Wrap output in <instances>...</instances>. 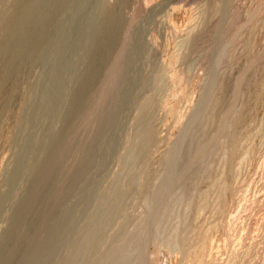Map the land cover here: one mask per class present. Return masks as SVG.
I'll return each mask as SVG.
<instances>
[{"label":"bare ground","instance_id":"bare-ground-1","mask_svg":"<svg viewBox=\"0 0 264 264\" xmlns=\"http://www.w3.org/2000/svg\"><path fill=\"white\" fill-rule=\"evenodd\" d=\"M74 1H77V3H78V9L76 8V10L73 8V10H75V12L74 13H76L75 15L77 16V14H80L79 13V10H80V8H81V10H83L82 8H83V4L85 3L84 1L85 0H74ZM74 1H72V0H0V117L2 118V117H4L5 115H7V114H9V113H11V110H13V109H11V104L14 102V100L15 99H18L17 100V102L19 101V103L20 104H22V102H24V104H25V99H22L21 100V96L19 95V92H20V87L22 86V84H24L25 86L27 85L26 84V82L28 81V78H29V76L31 77V75H30V73L32 72V70H33V67H35V65H37L38 63H42V62H44V64L46 63V61L48 60V59H50V61H51V56H52V53H56V51H53L51 54H49V46H50V42L52 43V39L51 38H55V40L56 39H59V38H57L59 35H62V33H63V38H62V41H63V43L64 44H61V43H59V44H61V45H64V49H63V46H62V48L61 49H63V51H61V52H63L62 53V55H60L59 54V56H57L58 58L61 56V61H60V59L58 60L56 57H54L55 58V60L57 59L58 61V65H60L61 64V62H62V65H61V67L58 69V70H60V72L59 71H55V73H56V75H55V73H53V77H51V78H53V81L51 80V78L48 76L49 75V73L51 74V72L50 71H48V69H49V66H48V68H47V70L44 68V67H47V66H44L43 68L46 70V71H48L49 73H48V77L50 78L49 79V81H51V83L53 82V83H58V85L60 84L58 81H61L62 79H65V78H67V76H69L70 74H69V72H70V70H72V69H69V71L67 70L68 69V67H72L73 69H74V72H72V74H73V76L72 77H68V81H70L71 79H72V82H73V86H74V88H73V86L72 87H67L68 89H70L71 88V91L69 92V93H67L69 90L66 88V91L67 92H65V93H67L66 94V96L67 95H70V103L67 101V99H68V97H67V99H66V96H65V101H67L68 103H69V106L67 107L65 104L67 103H65V102H63V103H65L64 105H63V108L64 107H67V109H66V111H65V113H62L61 111V113L63 114H61L60 112L58 113V112H56L57 114L56 115H54V118L52 117V119L51 120H57V115H62V118H61V120L58 118V120L60 121V124H59V126H57L56 127V129H55V127L53 128V127H51L52 125H50V128L52 129H55V131L54 130H52L51 132H52V134L50 135V138H48L49 140L47 141V143H45L44 145H43V147L41 146L42 144H40V146L42 147L40 150H41V154H40V156H38V159L36 160V157H34L37 153H39V151L38 152H36V153H30L29 152V150H28V152L30 153V154H32V156H33V158H35V159H33L36 163H34V161H33V163L35 164H33L34 166H33V168L31 169V170H29V168L31 167V166H28V165H32L31 163H29L28 165H25V159H23V157H19L20 159L17 161V159H18V155L19 156H22V155H20V153H17L18 155L17 156H15V157H17V158H15L14 159V162L15 161H17L16 162V165L14 164V167H13V169H12V171L11 170H9V171H11L10 172V174L8 175L7 173H9V172H7L6 174H7V176H9L8 177V179H6V185H5V189H3L2 191L0 190V222H1V220H4V216H8V215H5L4 213H6V207L9 205L10 206V202H11V200L12 199H14L15 200V196H16V193L18 192V190H17V188L19 189V185H18V181L19 180H21V178L23 177V175H24V173H25V167H29V168H27V174H28V170L30 171V174H28V176H26V174H25V176L26 177H29L28 179H29V183H28V186L26 187V186H23V187H26V189H25V191L23 192V191H21L22 189H21V187H20V191H21V193L23 192V194L22 195H19L18 193H17V195H19V196H21L19 199H18V201L15 203V204H13V205H15L13 208H14V210L12 211V213H11V215L9 216L10 218L8 219V221H6L7 223L5 224V225H7V226H5L6 228L5 229H3L2 230V234H1V237H0V264H88V263H95V261H96V257L98 256L99 257V255H104L105 257H113L114 255H116L117 253H118V258H119V260L118 259H116V256H114L113 258H115L116 260H117V264H152V262H151V260H150V258H149V256H148V254L149 253H147L146 251H145V249L146 248H144V244L143 245H141L140 243H138V244H140L141 246H143L142 248H144V250L141 248V246L140 245H138L137 244V239L135 240L134 239V241L136 242V243H134L133 244V239H130L129 240V242H128V244L126 245V243L124 244V248H123V245H118L120 242H114L115 240H116V238L115 237H121V236H119L120 234H123V233H125L124 231H126L125 229L127 228V225H126V222H127V220L126 221H123V223L122 224H120L121 226L119 227V228H117V225H118V222L120 223V220L119 221H117L116 220V222H117V225L115 224V229L117 228V230L113 233V234H111L110 232V236H111V238L110 237H108L107 236V238H110V240H109V242H108V239L105 237L106 235H105V233H106V230H107V228L109 227V226H112L111 224H112V222L113 221H115L114 219H118V217H116L117 215L119 216L120 214V212H121V197H122V195H124L125 193H127L132 187H133V185L135 184L136 185V183H139L140 181L139 180H137L136 178H134V176H136V175H134L133 176V178H132V181H130L131 183H130V185L127 187V185H126V189H119V190H117V192L115 193L116 194V196H114L113 198L111 197V199H109L107 196L108 195H105V197H107L108 199H103V200H101V202L102 203H104V205H102V206H104V207H100V208H102V210L100 209H98L99 210V212L100 213H98V212H96V213H98V215H96V219L94 220H91L92 222L88 225V223H87V221H86V217H87V213H86V215H85V213H84V210H83V213H84V215L83 214H81L82 213V211H79L78 209H79V207H77V205L79 206V204L78 203H80V202H78L77 201V199H76V201L78 202H76L77 203V205H76V203H75V200L73 199L74 197H75V195L76 194H74V193H77L78 191H76V190H79L80 189V191H82L81 189H84V188H81L82 187V184L81 183H84V182H86L87 180L89 181V177H88V172H89V170L92 168V167H94L93 166V164L95 163V159L98 161V159L97 158H95L96 157V154H97V150H101V149H99V146H98V142H100V141H102V140H100V137L102 136V138H104L103 137V135L105 136V134H103V132H104V130H106V128L107 127H109V125H111L110 124V122L113 120L112 118H113V115H117V113L116 114H114V108L116 107H114L113 108V110L114 111H110V113H108V111H107V108L108 107H106L105 109H106V111H107V113L108 114H106V112L104 111L105 109L103 108V106H109V105H104V104H100V105H103V106H101L102 107V109H100V110H102V112H105V116H104V113H102L103 115L101 116L102 118L98 121V117L97 116H95V119H96V117L98 118L97 120H96V122L98 121L99 122V125H98V128L97 129H95V132L93 133L92 132V134H90V136L88 135H82L81 134V136H87L88 137V139L84 142L83 140V142L84 143H81V140L80 139H83V138H80L79 136V129H81L80 127H82L83 125L82 124H84L83 122H85V120L88 118V117H90V110H91V108H92V105H93V103L95 102V103H97L96 101H97V99L98 100H100L101 101V98H99V97H101L103 94H105V93H109L110 92V95H112L111 94V91H112V88H114V87H116V86H118V82L120 81V80H118V82L114 79V77H112V74H114V69H115V65H116V68H117V64L120 62L121 64H122V66H121V64L119 63L118 65H120L122 68L121 69H123V70H121L120 71V73H122L123 74V72L125 73V75L127 76L128 75V72H127V70L129 69L130 70V68L131 67H133L134 65H133V63L135 64L136 62H137V65H138V61L136 60V62H134V60H133V57H135V55L132 57V55H130L131 54V52L132 51H130L129 53V55H128V53H126V56H125V54H124V56L125 57H122L121 55H123V53H122V50H124V47L125 46H127V45H129L130 44V47L129 48H131V46H135V48H136V55H139V54H137V50L139 51L138 53H140V55H142L141 57H140V59L143 61V56H144V58H146L148 61L146 62V61H144L145 63H148L149 62V58L150 57H153V56H151V54L154 52L153 51V46H152V44L150 43V39L149 40H147V38H146V36L144 37L143 35L145 34H142V31L144 32L145 30H142V31H139V32H141V34L140 35H137L138 34V32H136V35H134L135 34V32H133V31H136V30H134L135 28H133V31H132V26L135 24V23H132V20H131V17L130 16H128L127 15V12H126V8L128 7V5H129V1L128 0H114V2H112V3H110V2H108V0H92L91 1V3L92 4H94L92 7H91V9H93L92 10V12H91V10H90V14L88 13V16L86 15V17L88 18H90V25L88 26V29H87V31H85V33L83 34L82 33V35L81 34H79V37L78 38H75V37H73V36H71V31H70V28L67 30V32H68V34H67V32H66V30L64 31V28H66V27H68L69 25L66 23V25H68V26H66V27H64L63 28V30H62V28H60L61 30H60V32H58L59 34H58V36L57 37H55V35L53 36V37H51V34H50V30H52V29H50L52 26H54L55 24L56 25H58L57 23L59 22V17H60V15L64 12V10L66 9V7L68 6V4L71 2H74ZM86 1H88V0H86ZM90 1V0H89ZM224 1V0H223ZM222 1V2H223ZM186 2V1H185ZM70 3V4H71ZM75 3V2H74ZM73 3V4H74ZM167 3V2H166ZM86 4V3H85ZM133 4V3H132ZM229 4V3H228ZM75 5H76V3H75ZM168 5V4H167ZM172 5H174V4H172ZM171 5V6H172ZM217 5V4H216ZM223 5V4H222ZM74 5H72V6H68L69 8H71V7H73ZM219 6H220V4H219ZM219 6H217L218 8H220ZM224 6V5H223ZM225 6H226V4H225ZM224 6V7H225ZM75 7V6H74ZM166 7V6H165ZM221 8V10H223V11H220V12H224V9L225 8ZM170 8V7H169ZM143 9V8H142ZM166 9H167V7H166ZM228 9V8H227ZM68 10V9H67ZM72 10V9H71ZM71 10H70V12H71ZM78 10V13L76 12ZM88 10V9H87ZM137 10V9H136ZM140 10V9H139ZM170 10H171V8H170ZM69 11V10H68ZM67 11V12H68ZM168 11V10H167ZM88 12V11H87ZM129 12V11H128ZM131 12V11H130ZM173 12V11H172ZM175 12V11H174ZM217 12H219L218 10H217ZM219 12V13H220ZM65 13H66V11H65ZM63 14L62 15V17L63 16H67V14ZM218 13V14H219ZM70 14H68V16H69ZM74 15V14H73ZM75 15H74V17L72 16V18H76L75 17ZM85 15V14H84ZM129 15H130V13H129ZM71 16V15H70ZM222 16H223V13H222ZM78 17V16H77ZM204 17V16H203ZM85 18V17H84ZM86 18V19H87ZM88 18V19H89ZM135 18V17H134ZM61 19H63V18H60V20ZM83 19V18H82ZM205 19V18H204ZM203 19V20H204ZM69 20V19H68ZM73 20V19H72ZM71 20V21H72ZM76 20V19H75ZM74 20V21H75ZM79 20V19H78ZM78 20H76V22L78 21ZM85 20V19H84ZM152 20V19H151ZM155 20V19H154ZM86 21V20H85ZM89 21V20H88ZM159 21V20H158ZM168 21V20H167ZM207 21V20H206ZM61 22V21H60ZM63 22V25H64V23H65V21H62ZM66 22H68V21H66ZM134 22V21H133ZM138 22V21H137ZM161 22V21H160ZM203 22V21H202ZM69 23H70V21H69ZM73 23V22H72ZM75 23V22H74ZM78 23H84V22H82V20L79 22L78 21ZM86 23L87 22H85V25H86ZM156 23V22H155ZM55 25V26H56ZM61 25V24H60ZM72 25V24H71ZM73 25H75V24H73ZM79 24H77V26H78ZM83 25L84 24H82V26H81V24H80V26L83 28ZM137 25V24H136ZM144 25V24H143ZM192 25V24H191ZM204 25V24H203ZM65 26V25H64ZM139 26V25H138ZM170 26V25H169ZM200 26V25H199ZM199 26H198V28H199ZM57 27V26H56ZM62 27V26H61ZM135 27H137V26H135ZM164 27V26H163ZM171 27H173V26H171ZM195 27V26H194ZM55 28V27H54ZM53 28V29H54ZM73 28H74V31H75V29L77 30V28H76V26L74 27L73 26ZM72 27H71V30L73 29ZM139 29H140V27H138ZM142 28V27H141ZM193 28V27H192ZM219 28H221V27H219ZM58 28H56L55 30H57ZM167 29H169V28H167ZM59 30V29H58ZM57 30V31H58ZM81 30V29H80ZM77 30L78 31V33H81V31H83L84 32V30H85V28L83 29V30ZM175 30V29H174ZM192 30H194V28L192 29ZM204 30V29H203ZM64 31V32H63ZM80 31V32H79ZM138 31V30H137ZM188 31V30H187ZM186 31V32H187ZM190 31H191V29H190ZM218 31H219V29H218ZM221 31H222V29H221ZM73 32V31H72ZM194 32H196V31H194ZM193 32V33H194ZM56 33V32H55ZM54 32H53V34H55ZM77 33V32H76ZM75 33V34H76ZM77 33V34H78ZM148 33V32H147ZM189 33V32H188ZM200 33V32H199ZM207 33V32H206ZM219 33V32H218ZM217 33V34H218ZM190 34V33H189ZM201 34V33H200ZM73 35H74V33H73ZM81 35V36H80ZM168 35V34H167ZM188 35V34H187ZM216 35V34H215ZM219 35V34H218ZM191 35H189V37H190ZM207 36V35H206ZM214 36V35H213ZM73 37V40H71V38ZM77 37V36H76ZM148 37V36H147ZM171 37V36H170ZM185 37V36H184ZM183 37V38H184ZM189 37H187V38H189ZM186 38V37H185ZM80 39H82V42L84 41L85 42V48L83 47V45H79V46H82L84 49H86L85 50V52L83 51V52H80V49H83V48H80L77 44L78 43H80L79 42V40ZM196 39V38H195ZM216 39H218V36L216 37ZM54 40V41H55ZM60 40V39H59ZM186 40V39H185ZM189 40V39H188ZM187 40V41H188ZM53 41V43H55L54 45H56V43H57V41L58 40H56L55 42ZM62 41H60V42H62ZM81 41V40H80ZM186 41V42H187ZM196 41V40H195ZM218 41H220V39H218ZM81 42V43H82ZM83 42V43H84ZM202 42H204L203 40H202ZM207 42V41H206ZM180 43V42H179ZM183 43V42H182ZM189 43H190V41H189ZM188 43V44H189ZM185 44V43H184ZM53 45V44H52ZM53 45V46H54ZM58 45V44H57ZM57 45L56 46H54L55 48H57ZM76 45L80 48H78V47H76ZM58 46H60V45H58ZM189 46V45H188ZM192 46V45H191ZM217 46V45H216ZM219 46V45H218ZM51 47V46H50ZM53 47V48H54ZM159 47V46H158ZM158 47H157V49H158ZM201 47V46H200ZM52 48V47H51ZM55 48L53 49V50H55ZM125 48H127V47H125ZM128 48V49H129ZM134 48V49H135ZM160 48V47H159ZM176 48V47H175ZM181 48H182V46H181ZM186 49H187V47H185ZM61 49H59L58 48V50H61ZM79 49V50H78ZM83 49V50H84ZM131 49H133V47L131 48ZM194 49V48H193ZM218 50L217 51H215V50H213L214 52L212 53L213 54V64L211 63V66H209V67H212L211 68V72H210V75H209V77L207 78V80H206V82L204 83V85H203V88H202V90H201V96H199L200 97V99H199V102H198V104H197V106L195 107V106H193V107H195L194 109H193V111L191 112V114H189V112H187L186 113V111H185V113L186 114H183L182 115V117H181V121H180V127H179V130H178V137L176 138V140H175V142L173 143L172 141V143H169V144H171L170 145V147L168 146V148H167V152H166V154H165V156H163V158H162V163H161V169L160 170H158L157 172H155L154 173V175H152L151 177H150V175L148 174V173H145V171H144V173L145 174H148V176L150 177L149 179L147 178L146 179V181H147V183L146 182H144V183H146L145 185H144V187H142L141 186V184H138V185H140V187H142V189H144V199L145 200H148V202H149V204L151 205V209L149 210V208H146V210L148 209L149 210V212H150V214L152 215L151 217H152V220L150 221L151 222V225L153 224V225H155V228L152 230V231H154V232H152V233H154L153 235H154V237L156 236H159L160 237V235L161 234H163V232L165 231V222H163V221H166V219H164V218H167V217H165V216H167L166 215V211L169 209L170 210V208H168V202H170L169 201V198H173L174 199V195H175V189H177V188H182V191H183V194L185 193V195L183 196V197H186V195L188 196V197H190L191 196V194H192V196H194L196 193H198L199 191H201L202 189L200 188L201 187V185H202V183H206V179L208 178V176L207 175H209V174H207V172H208V169L210 168L209 166H210V164H209V166H208V161H209V158H210V156L214 153V152H216L215 151V148H216V144H217V139H218V134L221 132V130L223 129V131H224V128H225V125H223L224 123L222 122L223 120V115H222V113H223V111H222V113L220 114V112H219V109H218V107H219V104H220V102L223 104L224 102H222L223 101V99L222 100H220L221 99V97L218 99L216 96V98H217V100H219V101H216L212 106L213 107H210L211 108V110L212 111H210V114H211V112H212V116H211V118L213 117V121H214V117L216 116V115H219L220 116V118L218 119V122L217 123H220L219 125H215V126H213V125H211V126H213V127H215L214 129H209L210 131H207V130H202V129H199L198 128V126L196 127V125L195 124H197V123H199L200 121H202L201 119L204 117V112L205 111H207V109H208V107H209V105H210V103H208L207 104V100L209 99V97H211L210 96V94H212V91H214L215 90V86H216V82H217V80H216V75H215V71H213L214 70V68H215V64L218 62V60L220 59V57H222V54H223V51L224 50H222L221 51V49H220V47H218L217 48ZM51 50V49H50ZM156 50V49H155ZM187 50H189V49H187ZM125 51L126 50H124V53H125ZM158 51V50H157ZM175 51H177L176 49H175ZM60 52V53H61ZM190 52V51H189ZM188 52V53H189ZM205 52V51H204ZM253 52V51H252ZM251 52V53H252ZM58 53V52H57ZM132 53H134V52H132ZM192 53V52H191ZM185 54V53H184ZM258 54V53H257ZM51 55V56H50ZM55 55V54H54ZM157 55H159V54H157L156 53V56ZM173 55V54H172ZM179 54L178 53H176V56H178ZM188 55V54H187ZM186 55V56H187ZM204 55V54H203ZM211 55V54H210ZM50 56V57H49ZM156 56H154L155 58H156ZM171 56V55H170ZM186 56H184L183 58H185ZM138 57V56H137ZM158 57V56H157ZM172 57H175V56H172ZM181 57V56H180ZM199 57V56H198ZM202 57V56H201ZM54 58H53V60H54ZM188 58V57H187ZM135 59H136V57H135ZM138 59V58H137ZM153 59V58H152ZM156 59H158V58H156ZM160 59V58H159ZM171 59V58H170ZM180 59V58H179ZM189 60V59H188ZM197 60V59H196ZM224 60V59H223ZM49 61V62H50ZM119 61V62H118ZM156 61H158V60H156ZM159 61H161V60H159ZM186 61V60H185ZM192 61H195V59L194 60H192ZM48 62V63H49ZM54 62V61H53ZM56 62V61H55ZM56 62V63H57ZM118 62V63H117ZM141 62V61H140ZM140 62H139V64H140ZM154 62V61H153ZM152 62V63H153ZM175 62H176V60H175ZM183 62V61H182ZM56 63H54L55 65V67H58V65H56ZM60 63V64H59ZM142 63V62H141ZM162 63V62H161ZM170 63V62H169ZM173 63H174V60H173ZM180 63V62H179ZM47 64V63H46ZM45 64V65H46ZM50 64H52V66H53V63H52V61H51V63ZM50 64H48V65H50ZM143 64V68L146 66V64H145V66H144V63H142ZM156 64H160L159 62L158 63H156ZM178 64V63H177ZM181 64V63H180ZM183 64V63H182ZM218 64V63H217ZM216 64V65H217ZM148 65H150V64H148ZM153 65H155L154 63H153ZM161 65V68H160V66L158 67V70H156L155 69V72H151V70H150V72L148 73V72H146V70L145 69H143V68H140V71H139V69H138V75L135 73V70H137V69H135L134 70V73H135V79L136 80H131V81H134L135 83H134V86L136 85V86H138L137 87V90H134V91H136V93H135V95H133V96H130V95H132L133 94V92L131 93V94H129L128 93V91L129 90H132L131 88L128 90V91H126V90H124L125 88H123V87H121L122 85H121V83H120V87L121 88H119V87H117V88H119V89H121L122 90V88H123V90L124 91H120V90H118L120 93H118V95L119 94H121L122 96V98H123V96L124 97H127V96H129V97H131V100L134 102V105L136 104L137 105V112H135V113H137L136 114V116H135V121H134V123L136 122L137 123V126H139L138 128H140V129H143V131L141 132V134H142V136L140 137L142 140H141V142L140 143H138V145H137V143L136 144H134V146L133 145H131V146H133L134 148H132V147H130L129 146V148H128V150L130 151V154H129V152H128V154H129V157H130V160L134 163V166L135 165H140V164H142L143 165V163L144 162H146V160L148 159V157H150V154H151V152L152 151H154L153 150V148H152V146H155L158 142H160V141H164L163 139H164V137H162L158 132H157V130H155L154 128V126H152V124H151V120H152V117L153 116H155L154 115V113H155V110H169V109H171V108H167V106L165 105L167 102H165L168 98L166 97V92L164 93V91H165V89H167L168 87H170L171 85H172V81H170V78H168V77H166L167 76V74L165 75V73H166V71L167 70H165V67L166 66H164V68L162 67L163 66V63L162 64H160ZM183 65H185V64H183ZM51 66V65H50ZM53 66V67H54ZM140 66V65H139ZM142 66V65H141ZM140 66V67H141ZM158 66V65H157ZM168 66V65H167ZM187 66V65H186ZM190 66H191V64H190ZM54 67V68H55ZM136 67V66H135ZM150 67V66H149ZM185 67V66H184ZM205 67V66H204ZM203 67V68H204ZM242 67V66H241ZM137 68H139L138 66H137ZM154 68H156V67H154ZM153 68V69H154ZM160 68V69H159ZM167 68H169V67H167ZM188 68H189V66H188ZM193 68V67H192ZM55 69H57V68H55ZM55 69H53V70H55ZM132 69V71H130V72H133V69L134 68H131ZM147 69V68H146ZM44 70V71H45ZM50 70H52V68H50ZM64 70L66 71L67 70V72H68V75L66 76V77H64L63 78V76H65V75H63L64 73H66V72H64ZM117 71H118V68L116 69ZM119 70H120V68H119ZM164 70H165V73H164ZM182 70V69H181ZM187 70V69H186ZM209 70V69H208ZM229 70V69H228ZM263 70V69H262ZM43 71V72H44ZM169 71V70H168ZM168 71H167V73H168ZM57 72L59 73V74H57ZM64 72V73H63ZM126 72H127V74H126ZM195 72H197V70L195 71ZM209 72V71H208ZM36 73V72H35ZM63 73V74H62ZM191 73V72H190ZM44 74V73H43ZM62 74V75H61ZM118 74H119V72H118ZM121 74V75H122ZM206 74V73H205ZM260 74V73H259ZM258 74V75H259ZM45 75H46V73H45ZM44 75V76H45ZM124 75V76H125ZM132 74H129V77L131 76ZM134 75V74H133ZM136 75L138 76V77H136ZM256 75V74H255ZM45 77V80H48L47 78L48 77ZM51 76V75H50ZM114 76H116V74H114ZM117 76H119V75H117ZM116 76V77H117ZM124 76H119L120 77V79H122ZM180 74H179V79H180ZM41 77V76H40ZM61 77H62V79H61ZM109 77H112L114 80H112V81H114V82H112L111 81V83H109V84H112V87L111 86H107V80L108 79H110ZM122 77V78H121ZM129 77L127 76V78L129 79ZM132 77V76H131ZM207 77V76H206ZM42 78L43 77H41V82H42ZM111 78V79H112ZM134 78V77H133ZM30 79V78H29ZM110 79V80H111ZM124 79V78H123ZM127 79V80H128ZM131 79V78H130ZM242 79V78H241ZM45 80H43L44 82H45ZM109 80V81H110ZM177 80V79H176ZM205 80V79H204ZM37 81H39V78H38V80ZM68 81H66V82H68ZM125 81V80H124ZM235 81V80H234ZM30 83H31V81H29ZM44 82H42V83H44ZM62 82H63V80H62ZM61 82V83H62ZM65 82V81H64ZM121 82H122V80H121ZM126 82H128V81H126ZM130 82V81H129ZM128 82V83H129ZM48 83V84H47ZM51 83H49L48 81H46V83L45 84H47V85H50ZM123 83V82H122ZM127 83V84H128ZM175 83H177V81L176 82H174V84ZM71 84V83H70ZM129 84H131V83H129ZM128 84V85H129ZM202 84V83H201ZM29 85V84H28ZM37 85V84H36ZM44 85V84H43ZM53 85V84H52ZM58 85H56V86H58ZM62 85V84H61ZM64 85H68V84H63V86ZM72 85V84H71ZM127 85V86H128ZM196 85V84H195ZM30 87H32L31 85H29ZM29 86H26V88L27 87H29ZM34 86H35V83H34ZM39 86V88H40V85H38ZM55 86V87H56ZM63 86H61V87H63ZM125 86V85H124ZM126 86V87H127ZM132 86V85H131ZM133 86V87H134ZM135 86V87H136ZM151 87V90H152V95L151 96H148V95H150V94H147V96L145 97L144 96V93H145V89H147L148 87ZM175 86H176V84H175ZM174 86V87H175ZM227 86V85H226ZM36 87V86H35ZM51 88L53 87V86H50ZM60 86H58L57 87V91H58V88H59ZM129 87V86H128ZM127 87V88H128ZM172 87V86H171ZM174 87H173V89H174ZM34 88V87H33ZM36 88H38V87H36ZM43 88H46V85H45V87H42V89ZM47 88H49V86L47 87ZM46 88V89H47ZM51 88H49V90H48V93H50L49 91L51 90ZM64 88V87H63ZM63 88H61V90L63 89ZM126 88V89H127ZM218 88V87H217ZM232 88V87H231ZM245 88H247V87H245ZM29 89V88H28ZM42 89L40 88V89H38L39 90V92H40V90L42 91ZM72 89H73V91H72ZM116 89V88H115ZM115 89H113V91L115 90ZM149 89V88H148ZM214 89V90H213ZM222 89V88H221ZM228 89V88H227ZM37 89H35L34 90V92H35V94L37 95V91H36ZM54 90V88H52V90L51 91H53ZM56 90V89H55ZM60 90V88H59V93L57 92V91H55V95H56V98L58 97V95L56 94V92L58 93V94H62L61 96H63L64 97V89L62 90L63 91V93L62 92H60L61 91ZM117 90V89H116ZM150 90V91H151ZM170 90H171V88H170ZM169 90V91H170ZM193 90H194V88H193ZM225 90V89H224ZM22 91V90H21ZM29 91V90H28ZM31 91V90H30ZM29 91V92H30ZM44 91V90H43ZM117 91V92H118ZM147 91V90H146ZM216 91V90H215ZM230 91V90H229ZM25 92H27V89H26V91H24L23 92V94L21 93V95H23V97H24V93ZM29 92H27V93H29ZM34 92L32 93V94H34ZM45 92V91H44ZM43 92V93H44ZM117 92H116V95H117ZM149 92V91H148ZM168 92V91H167ZM171 92H173V90L172 91H170V94H171ZM193 92V91H192ZM42 93V92H41ZM41 93H38V95H37V97L40 95L41 96ZM46 93H47V91H46ZM112 93H114V92H112ZM150 93V92H149ZM257 93V92H256ZM32 94H30L31 96H33ZM35 94H34V96H35ZM51 95L53 94V93H50ZM168 94V93H167ZM173 94V93H172ZM193 93H191V95H192ZM226 94V93H225ZM19 95V96H18ZM26 95V94H25ZM29 94H27V96H28ZM43 95H45V93L43 94ZM41 96V97H43L42 99H44V97L45 96ZM54 95V94H53ZM59 95V96H60ZM169 95V94H168ZM219 95V94H218ZM231 95V94H230ZM255 95H257V94H255ZM33 96V98H35ZM46 96L48 97L49 96V98H50V95H48V94H46ZM60 96V97H61ZM108 96H109V94H108ZM112 96H115V95H112ZM111 96V98H113L114 100H115V98L114 97H112ZM41 97H40V99H41ZM46 97V98H47ZM63 97L61 98V99H63ZM105 97H106V95H105ZM118 97V96H117ZM116 97V98H117ZM120 97V96H119ZM119 97H118V99H119ZM120 97V98H121ZM128 97V98H129ZM121 98V99H122ZM167 98V99H166ZM189 98V97H188ZM227 98V97H226ZM28 99H30L29 97H28ZM28 99L26 100V101H28ZM53 99H55V98H53ZM60 99V98H59ZM109 99V98H108ZM125 99V98H124ZM193 99V98H192ZM233 99H234V97H233ZM232 99V100H233ZM257 99V98H256ZM32 100H34V99H30L29 101L31 102ZM45 100V99H44ZM47 100H48V98H47ZM47 100H45V101H47ZM50 100H52V96H51V98H50ZM63 100V101H64ZM107 100V99H106ZM105 100V101H106ZM113 100V101H114ZM120 100V99H119ZM119 100H117V101H119ZM127 100V99H126ZM130 100V99H129ZM211 100H213V99H211ZM211 100H210V102H211ZM38 101H39V99H38ZM43 101V100H42ZM44 101V102H45ZM57 101V103H58V100H56ZM55 101V102H56ZM100 101L98 102V103H100ZM111 101V100H110ZM116 101V102H117ZM121 101H123V99L121 100ZM169 101H170V99H169ZM238 101V100H237ZM41 102V101H40ZM43 102V103H44ZM47 102H49V101H47ZM52 102H54V100L52 101ZM51 102V103H52ZM60 102H62V101H60ZM59 102V103H60ZM129 102V101H128ZM179 102V101H178ZM177 102V103H178ZM18 103V104H19ZM34 103H35V101H34ZM42 103V104H43ZM67 103V104H68ZM94 103V104H95ZM103 103H105V102H103ZM108 103V102H107ZM113 104L115 103V102H112ZM122 103V102H121ZM121 103L120 104H118V103H115L117 106L118 105H121ZM123 103L124 104H126V105H128L129 103H125L124 101H123ZM123 103H122V107H123ZM132 103V102H131ZM213 103V102H212ZM26 104H27V102H26ZM30 104V103H29ZM31 104H32V102H31ZM46 104V103H45ZM45 104H44V106H45ZM50 106H52L53 107V103H52V105L50 104V103H48ZM55 104V106H57L58 107V104H56V103H54ZM106 104V103H105ZM108 104H110V103H108ZM114 104V105H115ZM133 104V103H132ZM132 104H129L128 106H130V107H132ZM227 104V103H226ZM235 104V103H234ZM249 104V103H248ZM17 105V104H16ZM34 105V104H33ZM32 105V106H33ZM35 105H37V103L35 104ZM40 105H41V103L39 104V107H37V108H40ZM49 105H47L48 107H49ZM60 105V107L62 108V104H59ZM96 105V104H95ZM113 105V106H114ZM125 105V106H126ZM133 105V106H134ZM22 106V105H21ZM20 106V107H21ZM24 106H26V105H24ZM29 107H30V105H28ZM27 106V107H28ZM31 106V107H32ZM42 106V105H41ZM46 106V107H47ZM112 106V105H111ZM110 106V107H111ZM112 106V107H113ZM127 106V107H128ZM179 106V105H178ZM178 106H177V108L176 109H178ZM224 106V105H223ZM236 106V105H235ZM255 106V105H254ZM26 107V108H27ZM35 107V106H34ZM34 107L32 108V110H34ZM47 107V108H48ZM93 107H95V106H93ZM97 107V106H96ZM100 107V106H99ZM111 107V108H112ZM129 107V108H130ZM170 107V106H169ZM25 108V107H24ZM41 108H43V107H41ZM40 108V109H41ZM54 108V107H53ZM53 108H51V109H53ZM56 108V107H55ZM63 108H62V110H63ZM128 108V109H129ZM133 108V107H132ZM135 108V107H134ZM133 108V109H134ZM223 108V107H222ZM18 109H19V107H18ZM29 109H31V108H28V110ZM58 109V108H57ZM56 109V110H57ZM60 109V108H59ZM65 109V108H64ZM93 109V108H92ZM104 109V110H103ZM242 109V108H241ZM23 111V106L21 107V109H20V111ZM28 110H26L25 109V111H28ZM32 110H31V112H32ZM37 110V109H36ZM36 110L34 111L35 112V114H37L38 113V118L40 117V115L39 114H41L40 112H42V110H44V108L40 111L39 109H38V111H37V113H36ZM49 110H50V107H49ZM56 110H54L53 109V111H56ZM95 110H98L97 108L95 109ZM108 110H109V108H108ZM116 110H118L117 108H116ZM121 110L123 111V109L121 108ZM121 110H119V111H121ZM125 110V109H124ZM131 110V109H130ZM130 110H129V112H130ZM172 110V109H171ZM187 110H189V109H187ZM222 110V109H221ZM225 110V109H224ZM16 112L14 113V111H12L13 112V117H14V119H13V122L14 123H11V125H13L14 127L12 128V130H10V128H9V131H8V134L6 133L5 134V137L7 138V140H8V143L10 144L12 141H13V139H14V137H15V132L17 131V130H19V125L17 126V123H19L20 124V121H21V117H23L22 115H21V117H19V114H20V112L18 113V111L17 110H15ZM40 111V112H39ZM45 111H47L48 112V110L46 109ZM44 111V115L43 116H46L47 117V115H46V113L47 112H45ZM51 111L52 110H50V113H51ZM93 111V110H92ZM126 111H127V108H126ZM126 111H125V113H123L124 114V116H128L127 114H129V113H127L126 114ZM260 111V110H259ZM93 112H95V111H93ZM92 112V113H93ZM97 112L98 111H96V115H98V114H100L99 112H98V114H97ZM158 111H156V113H157ZM164 112V111H163ZM171 112V111H170ZM174 112V111H173ZM225 112V111H224ZM27 113V112H26ZM25 113V114H26ZM132 114H131V117H132V115H133V113L134 112H131ZM155 113V114H156ZM166 113H169V112H166ZM176 110H175V115H176ZM230 113V112H229ZM250 113V112H249ZM21 114H22V112H21ZM30 115L32 114V113H29ZM29 114H26V115H29ZM95 114V113H94ZM120 114V113H119ZM161 114H162V112H161ZM209 114V115H210ZM224 114V113H223ZM11 115H12V113H11ZM29 115V116H30ZM59 115V116H60ZM121 115H122V113H121ZM130 115V114H129ZM225 115V114H224ZM10 116V115H9ZM33 116H34V113H33ZM33 116H32V118H33ZM36 116V115H35ZM49 116V115H48ZM57 116V117H56ZM94 116L92 115V117H93V119H94ZM99 116V117H100ZM163 116V115H162ZM164 116H165V114H164ZM163 116V117H164ZM169 116H170V114H169ZM208 116V115H207ZM233 116V115H232ZM6 117V116H5ZM18 117H19V119H20V121L18 122L17 120H18ZM56 117V118H55ZM117 117V116H116ZM130 117V118H131ZM162 117V119H164ZM175 117V116H174ZM227 117V116H226ZM244 117H245V115H244ZM1 118H0V130H2V128H1V126H3L2 125V120H1ZM28 118V117H27ZM45 118V117H44ZM121 118V117H120ZM125 118V117H124ZM155 118V117H154ZM208 118V117H207ZM210 118V117H209ZM216 118V117H215ZM241 118V117H240ZM3 119V118H2ZM23 119H25L24 117H23ZM22 119V120H23ZM35 119H37V117L36 118H34V120ZM40 119H43L42 118V116L40 117ZM40 119H38L39 121H40ZM47 119V118H46ZM49 119V118H48ZM47 119V120H48ZM116 119V118H115ZM126 119V118H125ZM125 119H124V121H125ZM157 119H158V117H157ZM156 119V120H157ZM11 120V119H10ZM31 120V121H30ZM30 120L28 119V121H30L29 123H31V122H33L32 120L33 119H31V117H30ZM50 120V121H51ZM88 120V119H87ZM86 120V121H87ZM117 120H119V118L117 119ZM121 120H123V119H121ZM128 120V119H127ZM155 120V119H154ZM172 120V119H171ZM175 120V119H174ZM209 120V119H208ZM219 120H220V122H219ZM236 120H237V117H236ZM241 120V119H240ZM24 121V120H23ZM27 121V120H26ZM39 121H38V126H39V124H41V123H39ZM42 121V120H41ZM46 121V120H45ZM50 121L48 120V122L50 123ZM53 121V122H54ZM89 121H91V120H89ZM95 121V120H94ZM114 121H116V120H114ZM114 121H113V123H114ZM162 121V120H161ZM165 121V120H164ZM173 121V120H172ZM203 121H204V119H203ZM207 121V120H206ZM211 121H212V119H211ZM6 122V121H5ZM35 123H37V120L36 121H34ZM47 122V123H48ZM88 122V121H87ZM125 122H127V124H128V121H125ZM131 122V121H130ZM158 122V121H157ZM224 122H226V121H224ZM228 122V121H227ZM231 122V121H230ZM236 122V121H235ZM22 123V122H21ZM34 123V124H35ZM90 123V122H89ZM91 123H92V125H94L93 124V121H91ZM120 123H121V121H120ZM119 123V124H120ZM131 123H133V122H131ZM174 123V122H173ZM201 123V122H200ZM204 123V122H203ZM209 123V122H208ZM211 123H213V122H211ZM210 123V124H211ZM234 123V122H233ZM249 123V122H248ZM262 123V122H261ZM10 124V123H9ZM24 124V123H23ZM27 124H28V122H27ZM56 123H54V125H55ZM87 124V123H86ZM98 124V123H97ZM124 124V123H123ZM159 124V123H158ZM202 124V123H201ZM207 124V123H206ZM252 124V123H251ZM22 125V124H21ZM29 125V124H28ZM32 125V124H31ZM36 125V126H37ZM42 125V124H41ZM45 125V124H44ZM57 125V124H56ZM55 125V126H56ZM82 125V126H81ZM114 125V124H113ZM126 125V124H125ZM134 125V124H133ZM155 125H156V123H155ZM167 125V124H166ZM198 125V124H197ZM230 125V124H229ZM228 125V126H229ZM246 125V124H245ZM24 126H26L25 124H24ZM34 126V125H33ZM35 126V127H36ZM88 126H89V124H88ZM95 126H96V124H95ZM115 126H116V124H115ZM130 126V125H129ZM157 126V125H156ZM167 126H169V125H167ZM172 126H173V124H172ZM208 126V125H207ZM206 125H205V127L204 128H206L207 127ZM231 126V125H230ZM242 126V125H241ZM11 127V126H10ZM16 127L18 128V129H16ZM27 127H29V126H27ZM26 127V129H28ZM40 127V126H39ZM38 127V128H39ZM42 128H43V125L41 126ZM46 127V126H45ZM44 127V128H45ZM48 127H49V124H48ZM47 127V128H48ZM90 127V126H89ZM89 127H84V128H89ZM122 127V124H120V128ZM124 127V126H123ZM127 127V126H126ZM134 127H135V125H134ZM159 127V126H158ZM162 127H163V125H162ZM213 127H211V128H213ZM8 128V127H7ZM31 128H32V126H31ZM30 128V129H31ZM37 128V127H36ZM36 128H34V129H36ZM49 128V129H50ZM95 128V127H94ZM118 128H119V126H118ZM119 128V129H120ZM133 128V127H132ZM157 128V127H156ZM173 128V127H172ZM251 128V127H250ZM20 129H21V126H20ZM23 129H25V127L23 128ZM23 129H22V133H23ZM25 129V130H26ZM108 129V128H107ZM113 129V128H112ZM114 129H116V128H114ZM113 129V130H114ZM125 129V128H124ZM134 129V128H133ZM137 129V128H136ZM170 129V128H169ZM226 129H228V127L226 128ZM259 129V128H258ZM29 130V129H28ZM39 130L40 131H38V132H41V134L43 135V133H42V130H41V128H39ZM47 130V129H46ZM44 131V132H46L47 133V131ZM83 130V129H82ZM91 130H93V129H91ZM90 130V131H91ZM109 131H111V132H113L112 130H110V129H108ZM121 130H122V128H121ZM127 130H128V128H127ZM126 130V131H127ZM171 130V129H170ZM200 130H202V131H200ZM31 131V130H30ZM29 131V132H30ZM32 131H33V129H32ZM81 131V130H80ZM84 131H85V129H84ZM88 131V130H87ZM89 131V132H90ZM115 131V130H114ZM117 131H118V129L116 130V135L117 134H119V133H117ZM125 131V130H124ZM123 131V132H124ZM141 131V130H140ZM161 130H159V132H160ZM229 131V130H228ZM243 131V130H242ZM27 132V131H26ZM26 132H24L23 134H27ZM29 132H28V134H29ZM34 132V133H33ZM33 132H31V135H33V134H35L36 135V133H35V131H33ZM37 132V131H36ZM82 132V131H81ZM80 132V133H81ZM86 132V131H85ZM108 132V131H107ZM110 132V133H111ZM121 132V131H120ZM137 132V131H136ZM168 132V131H167ZM264 132V131H263ZM2 133V132H1ZM18 133V132H17ZM20 133V132H19ZM19 133H18V135H19ZM46 133H44V134H46ZM109 133V134H110ZM122 133V132H121ZM126 133V132H125ZM227 133V132H226ZM241 133H243V132H241ZM50 134V133H49ZM49 134H48V136H49ZM86 134H88V132L86 133ZM101 134H103V135H101ZM107 134V133H106ZM112 134H114V133H112ZM123 134V133H122ZM138 134H140V132L138 133ZM167 134V133H166ZM166 134H165V136H166ZM168 134H169V132H168ZM222 134V133H221ZM234 134H236V133H234ZM253 134V133H252ZM3 135V134H2ZM30 135V134H29ZM40 135V134H39ZM38 135V137H40ZM115 135V134H114ZM114 135H112L111 137H113ZM120 135V134H119ZM130 135V134H129ZM128 135V136H129ZM220 135V134H219ZM227 136H229L228 134H226ZM21 136V135H20ZM25 136V135H24ZM23 136V137H24ZM34 136V135H33ZM46 136V135H45ZM44 136V137H45ZM123 136V135H122ZM131 136V135H130ZM169 136V135H168ZM240 136V135H239ZM18 137V136H17ZM26 137L28 138V136L26 135ZM36 137V136H35ZM34 137V138H35ZM47 137V136H46ZM109 137V136H108ZM118 137V136H117ZM120 137H121V135H120ZM133 137V136H132ZM250 137V136H249ZM255 137V136H254ZM261 137V136H260ZM19 138V137H18ZM22 138V137H21ZM32 137L30 136V139H31ZM33 138V139H34ZM41 138V137H40ZM85 138V137H84ZM106 138V137H105ZM116 140H119V139H117L116 137H114ZM119 138V137H118ZM137 138V137H136ZM166 138L168 139V137L166 136ZM165 138V139H166ZM26 139V138H25ZM33 139H31V140H33ZM35 139H37V138H35ZM86 139V138H85ZM107 139V138H106ZM108 139H110V138H108ZM122 139H123V137H122ZM119 140V141H123V140ZM128 139H129V137H128ZM131 140H132V138H130ZM139 139V138H138ZM225 139V138H224ZM254 139H256V138H254ZM14 140H16V139H14ZM22 140V139H21ZM20 140V141H21ZM31 140H30V142H31ZM44 140H46V139H44L43 138V141ZM100 140V141H99ZM115 140V141H116ZM135 140V139H134ZM137 140V139H136ZM169 140V139H168ZM241 140V139H240ZM262 140V139H261ZM16 141H19V140H16ZM23 141V144H24V139L22 140ZM27 141V140H26ZM38 143H37V145L39 144V142L41 141V143L43 142L42 141V138L41 139H39V140H36ZM112 142L114 141V140H111ZM125 141V140H124ZM124 141H123V143H124ZM133 141V140H132ZM131 141V142H132ZM140 141V140H139ZM263 141V140H262ZM4 142V141H3ZM15 142V141H14ZM13 142V143H14ZM33 142V141H32ZM46 142V141H45ZM104 142V141H103ZM108 141H106V143H107ZM109 142H110V140H109ZM117 142V141H116ZM121 142H117V143H119V147H121L120 146V143ZM166 142V141H165ZM229 142H230V144H228V145H230V146H228V147H226V149L227 148H229L228 150H226V151H228L227 153H228V156H227V162H228V164H227V167H226V170L224 171V172H222L223 174V178L221 177V180H218V178H217V180H218V188H217V186H216V188L218 189L217 191H218V203H219V205L218 204H216V206L218 205V207L219 208H217L218 210H219V212H220V214L219 215H221L220 216V219L222 218V220H221V222H219V220H218V223H221V224H219V226L221 225V226H223V228H225V230H226V233L227 232H229V230H232L231 228V226L233 225V223L231 222V220H232V218H228V217H230V213H232V212H234V213H238V209L240 208V207H242L243 206V203H242V201H243V199H245L246 197H245V195H243V194H241L240 196H238L239 194H237V196L239 197H237V198H235L234 196V194H236L235 193V190H237L236 192H239V189H237V187H235V183H234V177H233V175L234 174H237V172H236V164L237 163H239L238 161H236L237 163H235V160H236V155H238L237 153L238 152H240V151H238V149H240V147L238 148V145H239V143H238V141L235 139V136H231L230 135V137H229ZM253 142V141H252ZM1 143V142H0ZM21 143V142H20ZM26 143V142H25ZM36 143V142H35ZM123 143H121L122 145H123ZM129 143V142H128ZM221 143V142H220ZM244 143V142H243ZM260 143V142H259ZM17 144H18V142H17ZM27 144V143H26ZM32 144H34V143H32ZM81 144H82V146H81ZM110 144H112V143H110ZM114 144H115V142H114ZM132 144V143H131ZM162 145L163 143H159V145ZM12 145V144H11ZM99 145H105V143H101V144H99ZM108 145V144H107ZM115 145H117V144H115ZM125 145H127V144H125ZM137 145V146H136ZM219 145V144H218ZM222 145V144H221ZM224 145V144H223ZM241 145H243V144H241ZM21 146H23V145H21L20 144V149L19 150H21V149H24V150H26L25 148H24V146H23V148L21 147ZM27 146V145H26ZM32 146H35V145H31V147ZM39 146V145H38ZM37 146V147H38ZM79 146H81L82 148V153H79V154H81V156L79 157V160L77 161V163H73V162H71L70 160V155H71V153H72V151H74V149L75 148H77V147H79ZM163 146V145H162ZM227 146V145H226ZM250 146H252V145H250ZM249 146V147H250ZM18 147H19V145H18ZM29 147H30V145H29ZM36 147V146H35ZM35 147L33 148L34 150H35ZM103 147H106V145L105 146H103ZM109 147H112V148H109ZM109 149H111V151L113 150V148L115 147L113 144H112V146H110L109 145ZM117 147V146H116ZM160 147V146H159ZM158 147V145H157V147L156 148H159ZM40 148V147H39ZM100 148H102L101 146H100ZM107 147L105 148V149H108ZM118 148V147H117ZM125 148V147H124ZM131 148H132V150H131ZM165 148V147H164ZM222 148V147H221ZM220 148V149H221ZM246 148V147H245ZM262 148V147H261ZM27 149H31V148H27ZM103 149L104 148H102V151H103ZM246 149H249V148H246ZM38 150V149H37ZM79 150V152H80V149H78ZM118 150V149H117ZM128 150H126V151H128ZM219 150V149H218ZM27 151V150H26ZM26 151H24V152H26ZM31 151H32V149H31ZM36 151V150H35ZM34 151V152H35ZM76 152H77V150H75ZM105 151V150H104ZM103 151V152H104ZM114 151V150H113ZM121 151V150H120ZM125 151V152H126ZM251 151V150H250ZM18 152V151H17ZM23 152V153H24ZM33 152V151H32ZM115 152H116V149H115ZM164 152V151H163ZM247 151H245V153H246ZM21 153H22V151H21ZM106 153H107V151H106ZM105 152H104V155L106 154ZM109 153H112L113 154V152H109ZM121 153V152H120ZM161 153V152H160ZM226 153V154H227ZM24 154H26V153H24ZM29 154V155H30ZM76 154H78V153H75V155ZM78 154V155H79ZM99 154V153H98ZM103 154V153H102ZM101 154V155H102ZM112 154H111V157L110 158H112ZM116 154V153H115ZM162 154V153H161ZM219 154V153H218ZM221 154V153H220ZM225 154V153H224ZM240 155H241V153H239ZM28 155V154H27ZM75 155H73L71 158H73V160L74 159H76V158H78V155H76L77 157H75L74 158V156ZM152 155V154H151ZM154 155V154H153ZM152 155V156H153ZM239 155V156H240ZM243 155V154H242ZM253 155V154H252ZM259 155V154H258ZM24 156V155H23ZM32 156H29L30 157V159H31V157ZM37 156V155H36ZM97 156H99V155H97ZM107 156H109V155H107ZM162 156V155H161ZM218 156V155H217ZM223 156V155H222ZM226 156V155H225ZM250 156H251V154H250ZM264 156V155H263ZM123 157H124V154H123ZM128 157V156H127ZM126 157V158H127ZM128 157V158H129ZM156 157V156H155ZM216 157V156H215ZM215 157H213V159L215 158ZM247 157H248V154H247ZM246 157V158H247ZM252 157V156H251ZM260 157V156H259ZM28 157H26V159H27ZM105 159H106V157H104ZM154 158V157H153ZM218 158V157H217ZM222 158V157H221ZM262 158V157H261ZM10 159V158H9ZM105 159H103L102 158V160H105ZM115 159V158H114ZM156 159V158H155ZM250 159V158H249ZM72 160V161H73ZM237 160H238V157H237ZM240 160H241V158H240ZM242 160H244V159H242ZM241 160V161H242ZM107 161H109V160H107ZM111 161V160H110ZM112 161H113V159H112ZM151 161V160H150ZM158 161H160V160H158ZM211 161L214 163V160H212L211 159ZM216 161V160H215ZM27 162V161H26ZM32 162V161H31ZM104 162H106V160L104 161ZM104 162H102V163H104ZM121 162V161H120ZM128 162V161H127ZM131 162V163H132ZM210 162V161H209ZM244 162V161H243ZM249 162H250V160H249ZM98 163H100L99 161H98ZM107 164H108V162H106ZM146 163H148V161L146 162ZM158 163V162H157ZM241 163V162H240ZM27 164V163H26ZM106 164V165H107ZM128 164H130V163H128ZM222 164V163H221ZM245 164H246V162H245ZM249 164V163H248ZM99 164H97V166H98ZM104 165V164H103ZM102 164H101V166H103ZM106 165H104V167L106 166ZM115 165V164H114ZM149 165V164H148ZM160 165V164H159ZM225 165H226V162H225ZM238 166H239V164H237ZM259 165V164H258ZM7 166V165H6ZM96 166V167H97ZM100 166V165H99ZM157 166V165H156ZM211 166H212V164H211ZM241 166V165H240ZM243 166V165H242ZM246 166V165H245ZM112 167H114L113 165H112ZM129 167H131V166H129ZM137 167H140V166H136V168ZM144 167H145V165H144ZM151 167V166H150ZM158 167V166H157ZM250 167V166H249ZM8 168V167H7ZM115 168V167H114ZM132 168V167H131ZM134 168V167H133ZM141 168V167H140ZM149 168V167H148ZM213 168V167H212ZM241 168V167H240ZM240 168H238L237 170H239ZM242 168H244V167H242ZM10 169H11V167H10ZM93 169V168H92ZM91 169V170H92ZM96 169V168H95ZM98 169V168H97ZM102 169V168H101ZM110 169H112L113 170V168H110ZM109 169V170H110ZM121 169V168H120ZM142 169V168H141ZM147 169V168H146ZM153 169V168H152ZM158 169V168H157ZM90 170V171H91ZM94 170V169H93ZM112 170H110V171H112ZM134 170V169H133ZM132 170V171H133ZM139 170V169H138ZM156 170V169H155ZM219 170V169H218ZM221 170H224V167H223V169H221ZM99 171H101L100 170V168H99ZM99 171H97L96 170V173L95 174H98L99 173ZM117 171V170H116ZM120 171V170H119ZM137 171V170H136ZM211 171V170H210ZM248 171V170H247ZM102 172H103V170H102ZM109 172V171H108ZM140 172H141V170H140ZM153 172V171H152ZM216 172H218L219 173V171H216ZM236 172V173H235ZM239 172H240V170H239ZM238 172V173H239ZM244 172V171H243ZM261 172V171H260ZM92 173V171L90 172V174ZM94 173V172H93ZM106 173V172H105ZM143 173V174H144ZM209 173V172H208ZM221 173V172H220ZM1 174V173H0ZM116 174V173H115ZM252 174V173H251ZM30 175V176H29ZM94 175V174H93ZM101 175V174H100ZM107 175V174H106ZM114 175V174H113ZM140 175V174H139ZM211 175V174H210ZM214 175V174H213ZM217 175V174H216ZM242 175V174H241ZM244 175V174H243ZM246 175V174H245ZM255 175V174H254ZM6 176V177H7ZM91 176V175H90ZM99 176V175H98ZM110 176V175H109ZM147 176V175H146ZM235 177H236V175H234ZM93 177H96V176H92L91 178H93ZM118 177H119V175H118ZM144 178H146L145 177V175L143 176ZM213 177V176H212ZM215 177V176H214ZM239 177V176H238ZM4 178H5V175H4ZM88 178V179H87ZM108 178V177H107ZM111 178V177H110ZM114 178H115V176H114ZM114 178H113V180H114ZM137 178H139V176L137 177ZM252 178V177H251ZM23 179H24V177L22 178V181H23ZM27 179V180H28ZM141 179V178H140ZM211 179V178H210ZM213 179V178H212ZM249 179V178H248ZM260 179V178H259ZM258 179V180H259ZM264 179V178H263ZM113 180H110V181H113ZM123 180V179H122ZM236 180H238V178L236 177ZM94 181H97V180H94ZM107 181H109L108 179H107ZM115 181V180H114ZM116 181H117V179H116ZM120 181V180H119ZM129 181V180H128ZM138 181V182H137ZM145 181V180H144ZM189 181V182H188ZM216 181V180H215ZM215 181L211 184V185H216L215 184ZM240 181V180H239ZM261 181V180H260ZM25 182V181H24ZM23 182V183H24ZM91 182V181H90ZM93 182V181H92ZM90 183V185H88V186H91L93 183ZM209 181H207V183H208ZM211 182V181H210ZM217 182V181H216ZM236 182V181H235ZM22 183V182H21ZM27 183V182H26ZM97 183V182H96ZM95 183V184H96ZM107 183V182H106ZM127 183V182H126ZM141 183H143L142 182V180H141ZM143 183V184H144ZM188 183V184H187ZM237 183V182H236ZM81 184V185H80ZM89 184V183H88ZM94 184V185H95ZM116 184H118V183H116ZM142 184V185H143ZM241 184H243V183H241ZM22 185V184H21ZM24 185V184H23ZM85 185V184H84ZM83 185V187H85ZM113 185H114V183H113ZM121 185V184H120ZM134 185V186H135ZM237 185V184H236ZM240 185V184H239ZM239 185H237L238 187H239ZM18 186V187H17ZM80 186V187H79ZM98 186V185H97ZM97 186L95 185V187L97 188ZM116 186H118V185H116ZM207 186V185H206ZM2 187V186H1ZM22 187V188H23ZM94 187V189H96ZM100 187V186H99ZM103 187H104V185H103ZM103 187H102V189H103ZM107 187V186H106ZM136 187V186H135ZM139 187V186H138ZM203 187V186H202ZM205 187V186H204ZM211 187V186H210ZM213 187V186H212ZM77 188H79V189H77ZM105 188V187H104ZM115 188V187H114ZM137 188V187H136ZM215 188V187H214ZM236 188V189H235ZM248 188H249V185H248ZM251 188V187H250ZM253 188V187H252ZM260 188V187H259ZM85 189H87V187L85 188ZM84 189V191H86ZM93 189V188H92ZM94 189H93V193L95 192L94 191ZM111 189H113V187L111 188ZM134 189V188H133ZM139 189V188H138ZM212 189V188H211ZM241 189H243V188H241ZM88 190V189H87ZM137 190V189H136ZM140 190V189H139ZM178 190V189H177ZM176 190V191H177ZM205 192H203V194H201L200 192L198 193V195L199 194H201V195H203V196H201V197H204L205 199H204V201H203V203H202V205H200L201 206V209H205V210H208L207 208H206V206H208V201H207V196H206V194L207 193H209V191H207L206 189H203ZM244 191H246V190H248L247 188L246 189H243ZM99 191V190H98ZM104 191V190H103ZM110 191H112V190H110ZM181 191V190H180ZM181 191V192H182ZM207 191V192H206ZM212 191V190H211ZM215 191V190H214ZM248 191H250V190H248ZM88 192V191H87ZM87 192H85V193H87ZM102 192V191H101ZM106 192V191H105ZM140 192H141V190H140ZM79 193V192H78ZM109 193H111V192H109ZM113 193V192H112ZM133 193V192H132ZM215 193H216V191H215ZM246 193V192H245ZM81 195H82V193H80ZM90 194V193H89ZM97 194V193H96ZM114 194V195H115ZM214 194V193H213ZM254 194V193H253ZM252 194V195H253ZM257 194V193H256ZM86 195V194H85ZM84 195V196H85ZM91 195H92V193H91ZM94 195V194H93ZM92 195V196H93ZM112 195V194H111ZM127 195V194H126ZM181 195H182V193H181ZM181 195H178V196H176V198H177V200L179 201V200H182L183 198H181L182 196ZM208 195V194H207ZM216 195V194H215ZM251 195V196H252ZM18 196V197H19ZM77 196V195H76ZM80 196V195H79ZM79 196H77V197H79ZM87 196H89L88 194H87ZM98 196H99V193H98ZM97 196V197H98ZM100 196H102V195H100ZM110 196V195H109ZM125 196V195H124ZM209 197H210V195H208ZM81 197V196H80ZM94 197H95V195H94ZM104 196H102V198H103ZM104 197V198H105ZM129 197V196H128ZM215 197V198H216ZM253 197V196H252ZM100 198L101 197H99V200H100ZM101 198V199H102ZM196 198H198V197H196ZM79 199V198H78ZM87 199V198H86ZM85 199V197H84V201H87ZM95 199V198H94ZM98 199V198H97ZM190 199V198H189ZM251 199V198H250ZM9 200H10V202H9ZM89 200H91V199H89ZM186 200V199H185ZM213 200V199H212ZM252 200V199H251ZM260 200V199H259ZM97 201V200H96ZM95 201V202H96ZM176 201V200H175ZM198 201H199V199H198ZM248 201V200H247ZM261 201V200H260ZM10 204H9V203ZM13 202V201H12ZM93 202H94V200H93ZM124 202H125V200H124ZM143 202V201H142ZM148 202H147V204H148ZM177 202V201H176ZM204 202H205V204H204ZM210 202V201H209ZM259 202V201H258ZM83 203V202H82ZM99 203V202H98ZM101 203V204H102ZM126 203V202H125ZM172 204L174 203V201L173 202H171ZM179 203V202H178ZM185 203V202H184ZM189 203V202H188ZM207 203V204H206ZM211 203V202H210ZM8 204V205H7ZM87 204V203H86ZM90 204V203H89ZM93 204H95V203H93ZM181 204V203H180ZM183 204V203H182ZM250 204V203H249ZM263 204V203H262ZM83 205H85V204H83ZM100 205V204H99ZM126 205V204H125ZM170 205V204H169ZM175 205H176V203H175ZM193 205V204H192ZM199 205V204H198ZM215 205V204H214ZM247 205V204H246ZM81 206H82V204H81ZM124 206V205H123ZM173 206V205H172ZM187 206V205H186ZM200 206H198V208L200 207ZM210 206H212V205H210ZM260 205H258V207H259ZM86 207V206H85ZM97 207H99L98 205H97ZM149 207V206H148ZM174 207V206H173ZM185 207V206H184ZM204 207V208H203ZM214 207V206H213ZM9 208V207H8ZM7 208V209H8ZM91 208V207H90ZM92 208H94V207H92ZM104 208V209H103ZM130 208V207H129ZM187 208H188V206H187ZM212 208V207H211ZM215 208V207H214ZM244 208V207H243ZM242 208V209H243ZM257 208V207H256ZM9 209H11V207L9 208ZM97 209V208H96ZM135 209V208H134ZM171 209H172V207H171ZM180 209V208H179ZM194 209V208H193ZM216 209V210H217ZM6 210V211H5ZM148 210H147V212H148ZM169 210L167 211V212H169ZM187 210V209H186ZM191 210V209H190ZM211 210V209H210ZM216 210H214L215 212H216ZM235 210H236V212H235ZM78 211L79 212H81L80 213V216H79V214H78ZM199 211V210H198ZM8 212V211H7ZM178 212V211H177ZM202 212H203V210H202ZM214 212V213H215ZM218 212V213H219ZM247 212V211H246ZM95 213V214H96ZM186 213V212H185ZM189 213V212H188ZM214 213H213V216H214ZM218 213H216V214H218ZM78 214V215H77ZM94 214V213H93ZM125 214V213H124ZM132 214V213H131ZM145 214V213H144ZM148 214L149 213H147L146 215H144V216H148ZM216 214H215V217H217L216 216ZM233 214V213H232ZM185 215V214H184ZM200 215V214H199ZM218 215V216H219ZM92 215H89V217H91ZM122 216V215H121ZM141 216V218L143 217L142 215H140ZM150 216V215H149ZM172 216V215H171ZM186 216V215H185ZM250 216V215H249ZM80 217V218H79ZM83 217V218H82ZM87 218V220L88 219H91V218ZM93 217V216H92ZM116 217V218H115ZM248 217V216H247ZM251 217H253V216H251ZM8 218V217H7ZM95 218V217H94ZM128 218V217H127ZM135 218V217H134ZM148 218H150V217H148ZM147 218V219H148ZM207 218V217H206ZM213 219V217L211 216L210 217V219ZM246 218V217H245ZM84 219H85V221H84ZM132 219V218H131ZM183 219H185L184 218V216H183ZM248 219V218H247ZM7 220V219H6ZM124 220V219H123ZM140 220V218L138 219V221ZM149 220V219H148ZM197 220V219H196ZM205 220V219H204ZM122 221V220H121ZM130 221V220H129ZM138 221H137V223H138ZM144 220H142V221H140V223H142ZM194 221V220H193ZM238 221V220H237ZM87 224V225H85V223ZM90 222V221H89ZM144 222H146V221H144ZM144 222H143V226H145V229H146V226H147V222L144 224ZM212 222H214V221H212ZM115 223V222H114ZM134 223V222H133ZM136 223V222H135ZM178 223V222H177ZM180 223V222H179ZM205 223V222H204ZM217 223V224H218ZM168 224V223H167ZM212 224V223H211ZM250 224V223H249ZM263 224V223H262ZM152 225V226H153ZM179 225V224H178ZM194 225V224H193ZM214 225V224H213ZM125 226H126V228H125ZM133 226H135V224L133 225ZM136 226H139V225H137L136 224ZM200 226V225H199ZM220 226V227H221ZM240 226H241V224H240ZM252 226V225H251ZM250 226V227H251ZM113 227V226H112ZM150 227V226H149ZM179 227V226H178ZM209 227V226H208ZM213 227H215V225L213 226ZM129 228V227H128ZM140 227H138L137 229H139ZM142 228L143 227H141V230H142ZM153 228V227H152ZM215 228H217V227H215ZM241 228V227H240ZM110 229H111V227H110ZM131 229V228H130ZM136 229V230H137ZM174 229V228H173ZM176 230H174L171 234H170V236L169 235H167L168 236V238L166 239V241H168L173 247H175L174 249H176V251H177V248H179V251L181 250V251H183V249H185L186 248V245H187V243H188V241L186 242V238L185 237H181V236H183V235H181L180 234V232L181 231H178V230H180V229H178L177 227L175 228ZM178 229V230H177ZM196 229H198V228H196ZM202 229V228H201ZM211 229H212V227H211ZM239 229V228H238ZM253 229V228H252ZM129 230V229H128ZM127 230V231H128ZM131 230H133L134 231V229H131ZM129 231L131 234H132V231ZM140 230V229H139ZM144 230V229H143ZM200 230V229H199ZM213 230H214V228H213ZM213 230H211V231H213ZM221 230V229H220ZM223 230V229H222ZM224 230V231H225ZM146 231V230H145ZM149 231H150V229H149ZM148 231V233H151V232H149ZM172 231V230H171ZM186 231V230H185ZM208 231H210V230H208ZM251 231V230H250ZM1 232V231H0ZM111 232H112V229H111ZM143 232V231H142ZM179 232V233H178ZM199 233L198 234H200V231H198ZM205 232V231H204ZM222 232V231H221ZM136 233V232H135ZM135 233H133V234H135ZM147 233V232H146ZM197 233V232H196ZM203 233V232H202ZM211 233V232H210ZM209 233V234H210ZM216 233V232H215ZM230 233V232H229ZM252 233V232H251ZM126 234H127V232H126ZM129 234V233H128ZM137 234H138V232H137ZM142 234V233H141ZM144 234H145V232H144ZM180 234V235H179ZM240 234V233H239ZM108 235V234H107ZM149 234H147V236H148ZM152 235V234H151ZM164 235V234H163ZM162 235V236H163ZM197 235V234H196ZM228 235V234H227ZM123 236V235H122ZM125 236H127V235H125ZM139 235H137V237H138ZM144 236V235H143ZM146 236V238H148ZM166 236V237H167ZM194 236H195V234H194ZM199 236V235H198ZM210 236V237H209ZM211 236L212 235H208V233L207 234H201V236H199V238L196 240V242L192 245V247L191 246H188V248H187V253H186V255H188L189 254V256L191 257H193V259L196 261L195 262V264H208V263H204V261L206 260L205 258H207V255H208V253L210 252V250H208L209 249V247H211V241H210V239H208V237L209 238H211ZM222 236V235H221ZM135 237H136V235H135ZM140 237V236H139ZM142 237V236H141ZM151 237V236H150ZM153 237V236H152ZM244 237V236H243ZM247 237V236H246ZM245 237V238H246ZM105 238V239H104ZM118 238V239H119ZM124 238V237H123ZM128 238H129V236H128ZM132 238V237H131ZM144 238V237H143ZM146 238H145V240H146ZM191 238V237H190ZM195 238V237H194ZM193 238V239H194ZM115 239V240H114ZM118 239H117V241H118ZM125 239V238H124ZM140 239V238H139ZM150 239V238H149ZM212 239V238H211ZM105 240H107L106 242L107 243H105ZM119 240H121V239H119ZM128 240V239H127ZM145 240H144V243H145ZM140 241H142L141 239H140ZM139 240H138V242H140ZM195 241V240H194ZM221 241H222V237H221ZM148 242V241H147ZM147 242H146V244H147ZM167 242V243H168ZM121 243H122V241H121ZM142 243V242H141ZM192 243V242H191ZM145 244V245H146ZM165 244V243H164ZM235 244V243H234ZM126 245V246H125ZM217 245V244H216ZM215 245V246H216ZM258 245V244H257ZM147 246V245H146ZM125 247H127L126 248V250L124 251V249H125ZM259 247V246H258ZM120 248H123V253L122 252H120L119 253V251H120ZM211 249V248H210ZM257 249V248H256ZM255 249V250H256ZM149 251V250H148ZM180 251V252H181ZM235 252V251H234ZM247 252H249V251H247ZM215 253V252H214ZM211 254V253H210ZM234 254V253H233ZM189 256H187V257H189ZM235 256V255H234ZM233 256V257H234ZM103 258V256H100V258ZM187 257L185 258V260L187 259ZM189 257V258H190ZM106 258V260H109V258L107 259ZM217 258V257H216ZM244 258V257H243ZM242 258V259H243ZM94 259H95V261H94ZM104 259V258H103ZM102 259V260H103ZM114 259V260H115ZM192 259V258H191ZM192 259V260H193ZM214 259V258H213ZM233 259V258H232ZM98 261H96V263H99L101 260H99V258L97 259ZM105 260V259H104ZM103 260V261H104ZM105 260V263L106 262H108V261H106ZM116 260H115V263H116ZM188 260V259H187ZM210 260H212V259H210ZM92 261V262H91ZM94 261V262H93ZM102 261V263H104ZM110 261H112L111 259H110ZM153 261V260H152ZM214 261H215V259H214ZM249 261V260H248ZM242 262V261H241ZM247 262V261H246ZM253 262V261H252ZM101 263V262H100ZM99 263V264H100ZM104 263V264H105ZM111 263V262H110ZM113 263V262H112ZM114 263V264H115ZM186 263V262H185ZM184 263V264H185ZM211 263V262H210ZM209 263V264H210ZM212 263L214 264V262L212 261ZM108 264V263H107ZM192 264V263H191ZM254 264V263H253Z\"/></svg>","mask_w":264,"mask_h":264},{"label":"rangeland","instance_id":"rangeland-1","mask_svg":"<svg viewBox=\"0 0 264 264\" xmlns=\"http://www.w3.org/2000/svg\"><path fill=\"white\" fill-rule=\"evenodd\" d=\"M72 1H74V0H72ZM91 1L92 0H88V1H84L85 3L83 4L84 6H83V10H81V8H80V10H79V13L80 14H77V16L75 15L76 13H74L75 12V10H76V8L79 6L78 5V3H77V1H74L75 3H76V5H75V3L74 2H70L69 4H68V6L70 7V6H72V5H74L73 7H71V8H69L68 6L66 7V9L64 10V12L60 15V17H59V22L57 23L58 25H54V26H52L50 29H52V30H50V34H51V37H53L54 35H55V37H57L58 36V32H60V28H62V30H63V28L64 27H66V26H68V27H66V28H64V31L66 30V32H67V30L70 28V31H71V36H73V37H75V38H78L79 37V34H81L82 35V33L84 34L85 33V31H87V29H88V26L90 25V18L88 19L87 17H86V15L88 16V13L90 14L91 12H92V10L93 9H91V7L94 5V4H92L91 3ZM129 1V5H128V7L126 8V12H127V15L128 16H130L131 17V20H132V23H135L133 26H132V31H133V28H135L134 30H136V31H133V32H135V34L134 35H136V32H138V34L137 35H140L141 34V32H139V31H142V30H145L144 32L142 31V34H144L143 36L145 37L146 36V38H147V40H149L150 41V43L152 44V46H153V53L151 54V56H153V57H150L149 58V62L148 63H145L144 61H148L146 58H144V56L142 57L143 58V61L140 59V57L142 56V55H140V53H138L139 51L137 50V54H139V55H136V48H135V46H131V48L133 47V49H131V48H129L130 47V44L129 45H127V46H125V47H127V48H125L124 47V50H126L125 51V53H124V50H122V53H123V55H121L122 57H125L126 56V53H128V55L130 54L129 52L130 51H132V52H134V53H132L131 52V54L130 55H132V57L135 55V57H136V59H135V57H133V60H134V62H136V60L138 61V65H137V62L134 64L133 63V67H131V68H134L133 69V72H130V71H132V69L130 68V70L128 69L127 70V72H128V77H129V74H132L130 77H129V79L127 78V76L125 75V73L123 72V74L122 73H120V71L121 70H123V69H121L122 67V64H121V66L120 65H118L117 64V68H118V71L116 70L117 68H116V65H115V69H114V74H116V76L117 75H119V76H124L122 79H120V77L119 76H114V74H112V77H114V79L118 82V80H120L118 83V86H116V87H114V88H112V91H111V94L112 95H115V96H112V95H110V92L108 93H105V94H103L101 97H99V98H101V101L100 100H98L97 99V103H93V105H92V108H91V110H90V117H88L86 120L88 121H86L85 120V122H83L84 124H82L81 126L82 127H80L81 129H79V137L80 138H83V139H80L81 140V143H84L87 139H88V135L90 136V134H92V132L94 133L95 132V129H97L98 128V125H99V120L102 118L101 116L103 115L102 113H104V116L106 115V114H108V113H110V111L112 112V111H114V114H116L117 113V117L115 116V115H113V120L110 122V124L111 125H109V127H107L108 129H110V130H112L113 132H111V131H109L107 128H106V130H104V132H103V134H105V136L103 135V134H101V135H103V137L104 138H102V136L100 137V140H102V141H100V142H98V146H99V149H101L100 151L99 150H97V154H96V157L95 158H97L98 159V161L100 162V163H98V161L95 159V163L93 164V166L94 167H92L90 170L92 171V173L90 174V170H89V172H88V177H89V181L87 180L86 182H84V183H81L82 184V187L81 188H86L87 187V189H85L86 191H84V189H81L82 191H80V189L79 188H77V189H79V190H76V191H78L77 193H74V194H76L77 196H79V197H77L76 195H75V197L73 198L74 200H75V203L78 201V202H80V203H78L79 204V206L77 205V203H76V205H77V207H79V211H82V213L81 212H79L78 211V214H79V216H80V213L81 214H83L84 215V213L86 212L87 213V217L85 218L86 219V221H87V223H88V225L92 222L91 220H95L97 217H96V215H98V213H100L99 212V210L101 209L102 210V208H100V207H104V206H102V205H104V203H102L101 202V200H103V199H111V197L113 198L114 196H116V192H117V190H119V189H126L129 185H130V181H132V178H133V176L134 175H136V176H134V178H136L137 180H139L140 182L139 183H136V187L133 185V187L127 192V193H125L124 195H122V197L120 198L121 199V212L119 213L120 215L118 216H116V217H118V219L116 218V219H114L115 221H113L112 222V226H109L108 228H107V230H106V233H105V237L107 238V236L108 237H110L111 238V234H113L116 230H117V228H119L121 225L120 224H122L123 223V221H126L127 220V222H126V225H127V228H126V226H125V230L126 231H124L125 233H123V234H120L119 236H121L120 238L117 236V237H115L116 238V240L114 241L115 243L117 242H120L118 245H123V248H124V244L126 243V245L128 244V242H129V240L130 239H133V244L134 243H136L135 241H134V239L137 241V244L138 243H140L141 245H143L144 246V248H146L145 249V251L147 252V253H149L148 254V256H149V258H150V260H151V262H152V264H184L185 262V264H195V260L193 259V257L191 256H189V254L188 255H186V251H187V248H188V246H191L192 247V245L196 242V240L199 238V236H201V234L203 235V234H207L208 233V235H212L211 236V238H209L208 237V239H210V241H211V247H209V249L208 250H210V252L208 253V255H207V258H205L206 260L204 261V263H210V264H213L212 263V261L214 262V264H264V0H128ZM186 1V2H185ZM223 1V2H222ZM108 2H110V3H112V2H114V0H108ZM167 2V3H166ZM74 3V4H73ZM133 3V4H132ZM229 3V4H228ZM168 4V5H167ZM172 4H174V5H172ZM217 4V5H216ZM219 4H220V6H219ZM225 6V4H226V6L224 7L223 5ZM172 5V6H171ZM167 7V9H166V7ZM217 6H219L220 8H218ZM171 8V10H170V8ZM225 8L224 9V12H220V11H223V10H221V8ZM73 8L75 9V10H73ZM143 8V9H142ZM228 8V9H227ZM69 11H68V10ZM72 9V10H71ZM78 9V8H77ZM88 9V10H87ZM137 9V10H136ZM140 9V10H139ZM70 10H71V12H70ZM90 10H91V12H90ZM168 10V11H167ZM217 10L220 12H217ZM65 11H66V13H65ZM68 11V12H67ZM88 11V12H87ZM129 11V12H128ZM131 11V12H130ZM173 11V12H172ZM175 11V12H174ZM77 13H78V10L76 11ZM70 14L69 16H68V14H67V16L65 15V16H63L62 17V15L63 14ZM129 13H130V15H129ZM219 13V14H218ZM222 13H223V16H222ZM75 15V17L76 18H72V16L74 17V15ZM85 14V15H84ZM204 16V17H203ZM85 17V18H84ZM135 17V18H134ZM60 18H63V19H61L60 20ZM83 18V19H82ZM87 18V19H86ZM205 18V19H204ZM69 19V20H68ZM73 19V20H72ZM78 20L79 22L82 20V22H84V23H78V21L76 22V20ZM86 21H85V20ZM152 19V20H151ZM155 19V20H154ZM204 19V20H203ZM72 20V21H71ZM75 20V21H74ZM89 20V21H88ZM159 20V21H158ZM168 20V21H167ZM207 20V21H206ZM61 21V22H60ZM62 21H65V23H64V25H63V22ZM66 21H68V22H66ZM69 21H70V23H69ZM134 21V22H133ZM138 21V22H137ZM161 21V22H160ZM203 21V22H202ZM73 22V23H72ZM75 22V23H74ZM85 22H87L86 23V25H85ZM156 22V23H155ZM66 23L68 24V25H66ZM61 24V25H60ZM72 24V25H71ZM73 24H75V25H73ZM77 24H79L78 26H77ZM80 24H81V26H82V24H84L83 25V28L80 26ZM89 24V25H88ZM137 24V25H136ZM144 24V25H143ZM192 24V25H191ZM204 24V25H203ZM88 25V26H87ZM139 25V26H138ZM170 25V26H169ZM200 25V26H199ZM62 26V27H61ZM73 26L75 27L76 26V28H77V30H83L84 28H85V30H84V32L83 31H81V33H78V31L75 29V31H74V28H73ZM135 26H137V27H135ZM164 26V27H163ZM171 26H173V27H171ZM195 26V27H194ZM198 26H199V28H198ZM55 27V28H54ZM60 27V28H59ZM71 27L73 28L72 30H71ZM138 27H140V29L138 28ZM142 27V28H141ZM194 28V30H192L193 28ZM219 27H221V28H219ZM54 28V29H53ZM56 28H58L57 30H55ZM167 28H169V29H167ZM175 29V30H174ZM190 29H191V31H190ZM204 29V30H203ZM218 29H219V31H218ZM221 29H222V31H221ZM61 30V31H62ZM138 30V31H137ZM188 30V31H187ZM63 31V32H64ZM73 31V32H72ZM79 31V32H80ZM187 31V32H186ZM194 31H196V32H194ZM53 32L55 33V34H53ZM78 34H77V33ZM148 32V33H147ZM190 34H189V33ZM194 32V33H193ZM201 34H200V33ZM207 32V33H206ZM219 32V33H218ZM73 33H74V35H73ZM76 33V34H75ZM219 35H218V34ZM67 34H68V32H67ZM141 34V35H142ZM168 34V35H167ZM188 34V35H187ZM216 34V35H215ZM62 35H63V33H62ZM62 35H59L57 38H59V39H56V40H58L57 41V43H56V45L58 44V45H60V46H58L57 45V48H55L54 46H56V45H54L55 43H53V41L55 40V38L53 37V38H51L52 40V43L50 42V46L52 47H50L49 46V54H51L53 51H56V53H52V58H51V61H52V63H53V66L55 65L54 63H56L59 59H60V61H61V56L58 58L57 56H59V54L60 55H62V53L63 52H61V51H63V49H64V45H61V44H64L63 43V41H62V38H63V36ZM80 35V36H81ZM136 35V36H137ZM189 35H191L190 37H189ZM207 35V36H206ZM214 35V36H213ZM77 36V37H76ZM148 36V37H147ZM171 36V37H170ZM186 38H185V37ZM218 36V39H220V41H218V39H216V37ZM73 37L71 38V40H73ZM184 37V38H183ZM187 37H189V38H187ZM149 38V39H148ZM196 38V39H195ZM64 39V38H63ZM186 39V40H185ZM189 39V40H188ZM55 40V41H56ZM81 40V41H80ZM79 40V42L80 43H78L77 45L79 46V45H83V47L85 48V42L83 43L82 42V39H80ZM188 40V41H187ZM196 40V41H195ZM202 40L204 41V42H202ZM54 41V42H55ZM60 41H62V42H60ZM187 41V42H186ZM189 41H190V43H189ZM207 41V42H206ZM82 42V43H81ZM180 42V43H179ZM183 42V43H182ZM59 43H61V44H59ZM185 43V44H184ZM189 43V44H188ZM54 46H53V45ZM76 45V47H78ZM189 45V46H188ZM192 45V46H191ZM217 45V46H216ZM219 45V46H218ZM62 46H63V49H61L62 48ZM129 46V47H128ZM160 48H159V47ZM181 46H182V48H181ZM201 46V47H200ZM55 48V50H53L54 48ZM80 48H83L82 46H79ZM78 47V48H79ZM157 47H158V49H157ZM176 47V48H175ZM185 47H187V49H189V50H187ZM218 47H220V49H221V51L222 50H224L223 51V54H222V57H220V59L218 60V64L216 65L215 64V68H214V70L213 71H215V75H216V80H217V82H216V86H215V90L214 91H212V94H210V96L211 97H209V99L207 100V104L208 103H210V105H209V107H208V109H207V111H205L204 113V117L201 119L202 121H200L199 123H197V124H195L196 125V127L198 126V128L199 129H202V130H207V131H210L211 129H214L215 127H213V126H217V125H219L220 123H217L218 122V119L220 118V116L219 115H216L215 117H214V121H213V117L211 118V116H212V112H211V114H210V111H212L211 110V108L210 107H213L215 104V102L216 101H219V100H217V98L219 99L220 97H221V99L220 100H222L223 99V101L222 102H224L223 104L220 102V104H219V107H218V109H219V112H220V114L222 113V111H223V113L225 114H223L222 113V115H223V125H225V128H224V131H223V129L221 130V132L218 134V141H217V144H216V148H215V151L216 152H214L211 156H210V158H209V161H208V166H209V164H210V168L208 169V172H207V174H209V175H207L208 176V178L206 179L207 181H209L208 183H207V181H206V183L204 182V183H202V185H201V189L203 188V189H206L207 191H209V193H207L208 195H210V197L206 194V198H207V201H208V206H206V208L208 209V210H205V209H201V206L200 205H202V203H203V201H204V197H201V196H203V195H201V194H203V192H205L203 189L201 190V191H199L201 194H199L198 195V193H196L194 196H192V194H191V196L190 197H188L187 195H186V197H183L184 195H185V193L183 194V191H182V188H177V189H175V195H174V199L171 197V198H169V201L170 202H168L169 204H168V208H170V210H169V212H167L166 211V215L167 216H165V217H167V218H164V219H166V221H163V222H165L164 224H165V231L163 232V234H161L160 235V237L159 236H155L154 237V233H152V232H154V231H152L154 228H155V225H151V220H152V215L150 214V212H149V210L151 209V205L149 204V202H148V200H145L144 198V189H142V187H144V185L147 183V181H146V179L148 178H150L152 175H154V173L155 172H157L158 170H160L161 169V163H162V158H163V156H165V154H166V152H167V148H168V146L170 147V145L171 144H169V143H172L173 141L175 142V140H176V138L178 137V130H179V125H180V121H181V117H182V115L183 114H186L187 112H189V114H191V112L193 111V109L197 106V104H198V102H199V99H200V97L199 96H201V90H202V88H203V85H204V83L206 82V80H207V78L209 77V75H210V72H211V68L212 67H209V66H211V63L213 64V50H215V51H217L218 49ZM58 48L59 49H61V50H58ZM79 48V49H80ZM83 48V49H84ZM129 48V49H128ZM135 48V49H134ZM194 48V49H193ZM51 49V50H50ZM78 49V50H79ZM80 49V52H85V50L86 49ZM156 49V50H155ZM175 49L177 50V51H175ZM158 50V51H157ZM190 51V52H189ZM205 51V52H204ZM253 51V52H252ZM51 52V53H50ZM58 52V53H57ZM61 52V53H60ZM189 52V53H188ZM192 52V53H191ZM252 52V53H251ZM156 53L157 54H159V55H157L156 56ZM176 53H178L179 55L178 56H176ZM185 53V54H184ZM258 53V54H257ZM55 54V55H54ZM124 54H125V56H124ZM134 54V55H133ZM173 54V55H172ZM188 54V55H187ZM204 54V55H203ZM211 54V55H210ZM127 55V56H128ZM171 55V56H170ZM187 55V56H186ZM49 56V57H50ZM56 57L57 59L55 60V58L54 57ZM126 56V57H127ZM138 56V57H137ZM154 56H156V58H158V59H156ZM172 56H175V57H172ZM181 56V57H180ZM184 56H186L185 58H183ZM199 56V57H198ZM202 56V57H201ZM188 57V58H187ZM53 58H54V60H53ZM138 58V59H137ZM153 58V59H152ZM160 58V59H159ZM171 58V59H170ZM180 58V59H179ZM189 59V60H188ZM195 59V61H192V60H194ZM197 59V60H196ZM224 59V60H223ZM156 60H158V61H156ZM159 60H161V61H159ZM173 60H174V63H173ZM175 60H176V62H175ZM186 60V61H185ZM50 61V59H48L47 61H46V65L44 64V62H42V63H38L37 65H35V67H33V70H32V72L30 73V75H31V77L29 76V78H28V81L26 82V86H29V85H31L32 87H27L26 88V86L24 85V84H22V86L20 87V92H19V95L22 97L21 98V100L22 99H25V104H24V102H22V104H20L19 103V101L17 102V100L18 99H15L14 100V102L11 104V109H13V110H11V113H12V115H11V113H9V114H7V115H5L4 117H0L1 118V120H2V125L3 126H1V128H2V130H0V190L2 191L3 189H5V185H6V179H8V177L9 176H7V174L9 175L10 174V172L12 171V169H13V167H14V164L16 165V162L21 158V157H23V159H25L24 161H25V165H28L29 163H33V159H35V158H33V156H32V154H30V153H36V152H38L42 147H43V145L45 144V143H47V141L49 140L48 138H50V135L52 134V130H54L55 131V129H56V127L57 126H59V124H60V121L58 120V118L61 120V118H62V113H65V111H66V109H67V107L69 106V103H70V95H67L66 96V94L67 93H69L70 91H71V88L70 89H68L69 87H72L73 86V82H72V79L70 80V81H68L69 79H68V77L70 78V77H72L73 76V74H72V72H74V69L72 68V67H68V71H69V69H72V70H70V72H69V76H67L68 75V72H67V70L65 71L64 70V72H66V73H62L63 75H65V76H63V78L64 77H66L67 76V78H65V79H62V77H61V79L63 80V82H62V80L61 81H58L60 84L58 85V83L56 84V83H51V81H49V79L51 78V77H53L54 75H53V73H55V71L57 70V71H59L60 72V70H58L60 67H61V65H62V62H61V64L60 65H58V62L56 63V65H58V67H55V68H57V69H55L53 66H52V64H50L51 63V61ZM54 61V62H53ZM56 61V62H55ZM144 63V66H145V64H146V66L143 68V64L141 63ZM154 61V62H153ZM183 61V62H182ZM49 62V63H48ZM139 62H140V64H139ZM155 64V65H153V63ZM160 63V64H162L163 63V68H164V66H166L165 67V70H169L168 71V73H167V71H166V73H165V70H164V73H165V75L167 74V76L166 77H168V78H170V81H172L171 83H172V87L170 86V87H168L167 89H165V91H164V93L166 94V97L168 98H166L167 100L165 101V102H167L165 105L167 106V108H171V109H169V110H155V113H156V111H158L156 114L154 113V115L155 116H153L152 117V120H151V124H152V126H154L155 128V130H157V132L162 136V137H164V141H160V142H158L155 146H152V148H153V150L154 151H152L151 152V154L153 155H151L150 154V157H148V159L146 160V162L148 161V163H146V162H144L143 163V165L142 164H140V165H135L134 166V163L130 160V157H129V154H130V151L128 150V148H129V146L130 147H132V148H134L133 146H134V144H136L137 143V145H138V143H140L141 142V136H142V134H141V132L143 131V129H140V128H138L139 126H137V123L135 122L134 123V119H135V116H136V114L137 113H135V112H137V105L135 104L134 105V102L131 100V97H129V96H127V97H124L123 96V98L121 97L122 95L121 94H119L118 95V93H120L118 90H120V91H124V90H126V91H128L130 88L132 89V90H129L128 91V93L129 94H131L132 92H133V94L132 95H130V96H133V95H135V93H136V91H134V90H137V87L138 86H134V81H131V80H136L135 79V73L138 75V69H139V71H140V68H143V69H145L146 70V72H150V70H151V72H155V69L156 70H158V67L160 66V68H161V65L160 64H156V63ZM162 62V63H161ZM170 62V63H169ZM181 64H180V63ZM178 63V64H177ZM185 64V65H183V64ZM48 64H50V65H48ZM148 64H150V65H148ZM190 64H191V66H190ZM47 66V67H44V66ZM141 67H140V66ZM158 65V66H157ZM168 65V66H167ZM187 65V66H186ZM48 66H49V69H48V71H50L51 72V74L48 72V71H46L47 70V68H48ZM136 66V67H135ZM137 66L139 67V68H137ZM150 66V67H149ZM185 66V67H184ZM188 66H189V68H188ZM205 66V67H204ZM242 66V67H241ZM46 69H44V68ZM154 67H156V68H154ZM167 67H169V68H167ZM193 67V68H192ZM204 67V68H203ZM50 68H52V70H50ZM119 68H120V70H119ZM147 68V69H146ZM154 68V69H153ZM159 68V69H160ZM53 69H55V70H53ZM135 69H137V70H135ZM182 69V70H181ZM187 69V70H186ZM209 69V70H208ZM229 69V70H228ZM263 69V70H262ZM45 70V71H44ZM134 70H135V73H134ZM197 70V72H195ZM44 71V72H43ZM209 71V72H208ZM36 72V73H35ZM118 72H119V74H118ZM122 72V71H121ZM127 72H126V74H127ZM150 72V73H151ZM191 72V73H190ZM44 73V74H43ZM45 73H46V75H45ZM48 73H49V75H48ZM206 73V74H205ZM260 73V74H259ZM57 74H59L58 72H57ZM61 74V75H62ZM122 74V75H121ZM134 74V75H133ZM179 74L181 75L180 76V79L178 78L179 77ZM256 74V75H255ZM259 74V75H258ZM45 75V76H44ZM50 77H48V76ZM51 75V76H50ZM55 75H56V73H55ZM136 75V77H138ZM43 77L42 78V82H44L43 80H45V77L47 76L48 78V80H45V82L44 83H42L41 82V77ZM207 76V77H206ZM112 77H109L110 79L112 78ZM134 77V78H133ZM38 78H39V81H37L38 80ZM131 78V79H130ZM242 78V79H241ZM110 79H108L107 81V86H111L112 87V84H109V83H111V81L112 80H114L113 78L110 80ZM128 79V80H127ZM177 79V80H176ZM205 79V80H204ZM51 80L53 81V78H51ZM110 80V81H109ZM121 80H122V82H121ZM125 80V81H124ZM235 80V81H234ZM29 81H31V83L29 82ZM46 81H48L49 83H51L50 85H47V84H45L46 83ZM65 81V82H64ZM66 81H68V82H66ZM126 81H130L129 83H131V84H129L128 82H126ZM177 81V83H175L176 84V86H175V84H174V82H176ZM62 82V83H61ZM112 82H114V81H112ZM34 83H35V86L36 87H38V88H36L35 86H34ZM72 85H71V84ZM120 83H121V87H123V88H125L124 90H123V88H122V90L121 89H119V88H121L119 85H120ZM129 85H128V84ZM202 83V84H201ZM29 84V85H28ZM37 84V85H36ZM44 84V85H43ZM53 84V85H52ZM62 84V85H61ZM63 84H68V85H64L63 86ZM136 84V83H135ZM196 84V85H195ZM38 85H40V88L42 89V87H45V85H46V88L49 86V88H51L50 86H53L52 88H54V90L53 91H51L52 90V88H51V90L49 91L50 93H53L52 95L50 94V93H48V90H49V88H43L42 89V91L40 90V92H39V90L38 89H40L39 88V86ZM56 85H58V86H60L59 88H60V90H61V88H63L62 90L64 91V97L63 96H61L60 94H58L59 93V88H58V91H57V87L58 86H56ZM125 85V86H124ZM129 87H128V86ZM132 85V86H131ZM227 85V86H226ZM56 86V87H55ZM61 86H63V87H61ZM69 86V87H68ZM128 88H127V87ZM134 86V87H133ZM175 86V87H174ZM34 87V88H33ZM68 87V88H67ZM117 87H119V88H117ZM173 87H174V89H173ZM218 87V88H217ZM232 87V88H231ZM245 87H247V88H245ZM29 88V89H28ZM66 88L69 90H67L66 91ZM73 88H74V86H73ZM117 90H116V89ZM127 88V89H126ZM149 88V89H148ZM147 89H145V93H144V96L146 97L147 96V94H150V95H148V96H151L153 93H152V90H151V87L149 86ZM170 88H171V90H170ZM193 88H194V90H193ZM222 88V89H221ZM228 88V89H227ZM26 89H27V92H29L30 90V92L29 93H27V92H25L24 93V97H23V95H21V93L23 94V92L24 91H26ZM35 89H37L36 91H37V95H38V93H41V96L45 93V95H43V96H45L44 97V99L45 100H47V98H48V100L47 101H49V102H47V101H45L44 99H42L43 97H41L40 95L37 97V95L35 94V92H34V90ZM56 89V90H55ZM113 89H115L114 91H113ZM225 89V90H224ZM22 90V91H21ZM29 90V91H28ZM45 92H44V91ZM60 91V92H62L63 93V91ZM147 90V91H146ZM151 90V91H150ZM172 91L173 90V92H171V94H170V91ZM230 90V91H229ZM46 91H47V93H46ZM55 91H57L56 92V94L58 95V97L56 98V95H55ZM72 91H73V89H72ZM118 91V92H117ZM150 93H149V92ZM168 91V92H167ZM193 91V92H192ZM34 92V94H35V96H34V94H32ZM44 92V93H43ZM65 92H67V93H65ZM112 92H114V93H112ZM116 92H117V95H116ZM131 92V93H130ZM257 92V93H256ZM152 93V94H151ZM169 95H168V94ZM173 93V94H172ZM191 93H193L192 95H191ZM226 93V94H225ZM26 94V95H25ZM27 94H29L28 96H27ZM30 94H32L35 98H33V96H31ZM46 94H48V95H50V98H51V96H52V100H50V98H49V96L47 97L46 96ZM108 94H109V96H108ZM219 94V95H218ZM231 94V95H230ZM255 94H257V95H255ZM18 95V96H19ZM61 97H60V96ZM105 95H106V97H105ZM65 96H66V99H67V97H68V99H67V101L69 102H67V101H65L66 99H65ZM111 96L112 97H114L115 98V100L113 99V98H111ZM120 96L122 99H123V101L125 102V103H129V104H132V107L134 108H132V107H130V106H128V105H126V104H124L123 103V101H121L122 99L119 97V99H118V97ZM217 98H216V97ZM28 97L30 98V99H34V100H32L31 102H32V104H31V102L29 101L30 99H28ZM40 97H41V99H40ZM47 97V98H46ZM63 97V99H61ZM117 97V98H116ZM129 97V98H128ZM189 97V98H188ZM227 97V98H226ZM233 97H234V99H233ZM53 98H55V99H53ZM60 98V99H59ZM109 98V99H108ZM125 98V99H124ZM193 98V99H192ZM257 98V99H256ZM28 99V101H26ZM38 99H39V101H38ZM65 99V100H64ZM107 99V100H106ZM127 99V100H126ZM130 99V100H129ZM169 99H170V101H169ZM211 99H213V100H211ZM233 99V100H232ZM43 100V101H42ZM54 100V102H52ZM56 100H58V103H57V101ZM64 100V101H63ZM106 100V101H105ZM111 100V101H110ZM114 100V101H113ZM117 100H119V101H117ZM210 100H211V102H210ZM216 100V101H215ZM238 100V101H237ZM34 101H35V103H34ZM41 101V102H40ZM45 101V102H44ZM56 101V102H55ZM60 101H62V102H60ZM100 101V103H98ZM117 101V102H116ZM129 101V102H128ZM179 101V102H178ZM26 102H27V104H26ZM44 102V103H43ZM53 103V107L52 106H50L48 103H50L51 105H52V103ZM60 102V103H59ZM63 102H67L66 104L65 103H63ZM103 102H105V103H103ZM110 103V104H108V103ZM112 102H115V103H118V104H120L121 102L123 103V107H122V103H121V105H116L115 103V105L112 103ZM132 102V103H131ZM178 102V103H177ZM213 102V103H212ZM19 103V104H18ZM30 103V104H29ZM37 103V105H35ZM41 103V105H40V108L41 107H43L44 108V110H42L43 108H37V107H39V104ZM43 103V104H42ZM46 103V104H45ZM54 103H56V104H58V107L57 106H55V104ZM197 103V104H196ZM227 103V104H226ZM235 103V104H234ZM249 103V104H248ZM17 104V105H16ZM34 104V105H33ZM44 104H45V106H44ZM59 104H62V108H63V105L65 104L67 107H64L63 108V110H62V108L60 107V105ZM100 104H104V105H109V106H103V105H100ZM196 106H195V105ZM214 104V105H213ZM23 106V111L21 110L20 111V109H21V107ZM24 105H26V106H24ZM28 105H30V107L28 106ZM33 105V106H32ZM47 105H49V107H50V110H52L51 111V113H50V110H49V107L47 106ZM64 105V106H65ZM113 107H112V106ZM126 105V106H125ZM134 105V106H133ZM179 105V106H178ZM195 106V107H193V106ZM213 105V106H212ZM224 105V106H223ZM236 105V106H235ZM255 105V106H254ZM21 106V107H20ZM28 106V107H27ZM32 106V107H31ZM35 106V107H34ZM37 106V107H36ZM48 108H47V107ZM93 106H95V107H93ZM97 106V107H96ZM100 106V107H99ZM101 106H103V108L105 109L106 107H108L109 108V110H108V108H107V111H108V113H107V111H106V109L104 110L105 112H106V114H105V112H102V110H100V109H102V107ZM112 108H111V107ZM116 106V107H115ZM128 106V107H127ZM170 106V107H169ZM177 106H178V109H176L177 108ZM18 107H19V109H18ZM25 107V108H24ZM27 107V108H26ZM34 107V110H32V108ZM56 107V108H55ZM115 107V108H114ZM130 107V108H129ZM223 107V108H222ZM28 108H31V109H29L28 110ZM51 108H53L54 110H56L57 108V110L56 111H53V109H51ZM60 108V109H59ZM98 109V110H95V109ZM113 108H114V110H113ZM116 108L118 109V110H116ZM121 108L123 109V111L121 110ZM126 108H127V111H126ZM129 108V109H128ZM242 108V109H241ZM25 109L26 110H28V111H25ZM37 109V110H36ZM38 109L41 111L42 110V112H40L41 114H39L40 115V117L42 116V118L43 119H40V117L38 118V113H37V111H38ZM48 110V112L47 111H45V110ZM125 109V110H124ZM131 109V110H130ZM187 109H189V110H187ZM222 109V110H221ZM225 109V110H224ZM15 110H19L18 111V113L20 112V114H19V117H21V115L25 118V119H23V117H21L20 119H21V121H20V119H19V117H18V122L20 121V124L19 123H17V126L19 127V130H17L16 132H15V137H14V139H16V140H19V141H16V140H14L13 139V141L9 144L8 143V140H7V138L5 137V134L7 133L8 134V131H9V128H10V130H12V128L14 127L13 125H11V123H14L13 122V119H14V117H13V112L12 111H14V113L16 112ZM31 110H32V112H31ZM36 110V113L37 114H35V111ZM95 111V112H93V111ZM119 110H121V111H119ZM129 110H130V112H129ZM175 110H176V115H175ZM260 110V111H259ZM44 111L45 112H47L46 113V115H47V117L46 116H43L45 113H44ZM62 113H61V112ZM96 111H98L100 114H98V112H97V114L98 115H96ZM125 111H126V114L127 113H129V114H127L128 116H124V114L123 113H125ZM164 111V112H163ZM171 111V112H170ZM174 111V112H173ZM185 111H186V113H185ZM225 111V112H224ZM21 112H22V114H21ZM27 112V113H26ZM56 112H60L62 115H57L56 117H57V120H51L52 119V117L54 118V115H56L57 113ZM93 112V113H92ZM102 112V113H101ZM116 112V113H115ZM131 112H134L133 113V115H132V117H131ZM161 112H162V114H161ZM166 112H169V113H166ZM230 112V113H229ZM250 112V113H249ZM29 114V113H32L30 116L29 115H26V114ZM33 113H34V116H33ZM95 113V114H94ZM120 113V114H119ZM121 113H122V115H121ZM164 114H165V116H164ZM169 114H170V116H169ZM210 114V115H209ZM10 115V116H9ZM36 115V116H35ZM49 115V116H48ZM92 115L94 116H97L96 117V119H95V116H94V119H93V117H92ZM101 115V116H100ZM164 117H163V116ZM208 115V116H207ZM233 115V116H232ZM244 115H245V117H244ZM32 116H33V118H32ZM100 116V117H99ZM175 116V117H174ZM227 116V117H226ZM28 117V118H27ZM30 117H31V119H33L32 121L33 122H31V123H29L31 120H30ZM37 117V119H35L34 120V118H36ZM45 117V118H44ZM55 117V118H56ZM121 117V118H120ZM126 119H125V118ZM131 117V118H130ZM155 117V118H154ZM157 117H158V119H157ZM162 117L164 118V119H162ZM208 117V118H207ZM210 117V118H209ZM236 117H237V120H236ZM241 117V118H240ZM50 121V123L48 122V120ZM116 118V119H115ZM119 118V120H117ZM11 119V120H10ZM24 121H23V120ZM28 119L30 120V121H28ZM38 119H40V121L38 120ZM98 119V121L96 122V120ZM121 119H123V120H121ZM124 119H125V121H128V124H127V122H125L124 121ZM128 119V120H127ZM155 119V120H154ZM157 119V120H156ZM173 121H172V120ZM175 119V120H174ZM203 119H204V121H203ZM209 119V120H208ZM211 119H212V121H211ZM241 119V120H240ZM27 120V121H26ZM37 120V123H35L34 121H36ZM42 120V121H41ZM46 120V121H45ZM89 120H91V121H93V124L94 125H92V123H91V121H89ZM95 120V121H94ZM114 120H116V121H114ZM162 120V121H161ZM165 120V121H164ZM207 120V121H206ZM6 121V122H5ZM38 121H39V123H41L42 125H43V128L41 127L42 125L41 124H39V126L37 125L38 124ZM54 121V122H53ZM113 121H114V123H113ZM120 121H121V123H120ZM133 122V123H131V122ZM158 121V122H157ZM224 121H226V122H224ZM228 121V122H227ZM231 121V122H230ZM236 121V122H235ZM22 122V123H21ZM27 122H28V124H27ZM48 122V123H47ZM90 122V123H89ZM174 122V123H173ZM204 122V123H203ZM209 122V123H208ZM211 122H213V123H211ZM219 122H220V120H219ZM234 122V123H233ZM249 122V123H248ZM262 122V123H261ZM10 123V124H9ZM26 125V126H24V124ZM35 123V124H34ZM54 123H56L55 125H54ZM87 123V124H86ZM98 123V124H97ZM122 124V130H121V128H120V124ZM124 123V124H123ZM155 123H156V125H155ZM159 123V124H158ZM207 123V124H206ZM211 123V124H210ZM252 123V124H251ZM22 124V125H21ZM32 124V125H31ZM45 124V125H44ZM48 124H49V127H48ZM88 124H89V126H88ZM95 124H96V126H95ZM114 124V125H113ZM115 124H116V126H115ZM126 124V125H125ZM135 125V127H134V125ZM169 125V126H167V125ZM172 124H173V126H172ZM231 126H230V125ZM246 124V125H245ZM34 125V126H33ZM37 125V126H36ZM50 125H52L51 127H55V129H51L50 128ZM130 125V126H129ZM162 125H163V127H162ZM205 125L207 126L206 128H204L205 127ZM211 125H213V126H211ZM229 125V126H228ZM242 125V126H241ZM11 126V127H10ZM20 126H21V129H20ZM27 126H29V127H27ZM31 126H32V128H31ZM37 128H36V127ZM46 126V127H45ZM89 127V128H84V127ZM118 126H119V128H118ZM124 126V127H123ZM127 126V127H126ZM159 126V127H158ZM8 127V128H7ZM25 127V129H26V127L29 129H23ZM41 128V130L43 129L44 131L46 130L47 131V133L46 132H44L43 130H42V133H43V135L41 134V132H38V131H40L39 130V128ZM45 127V128H44ZM48 127V128H47ZM95 127V128H94ZM97 127V128H96ZM134 129H133V128ZM157 127V128H156ZM173 127V128H172ZM211 127H213V128H211ZM228 127V129H226ZM251 127V128H250ZM31 128V129H30ZM34 128H36V129H34ZM50 128V129H49ZM114 128H116V129H113ZM125 128V129H124ZM127 128H128V130H127ZM137 128V129H136ZM171 130H170V129ZM259 128V129H258ZM16 129H18L17 127H16ZM22 129H23V133L24 132H26L27 134H23L22 133ZM32 129H33V131H35V133H36V135L35 134H33V135H31V132H33L32 131ZM83 129V130H82ZM84 129H85V131H84ZM91 129H93V130H91ZM118 129V131H117V133H119L120 135H121V137H120V135L119 134H117L116 135V130ZM210 129V130H209ZM31 130V131H30ZM82 132H81V131ZM88 130V131H87ZM91 130V131H90ZM125 130V131H124ZM127 130V131H126ZM141 130V131H140ZM159 130H161L160 132H159ZM202 130H200V131H202ZM229 130V131H228ZM243 130V131H242ZM30 131V132H29ZM37 131V132H36ZM90 131V132H89ZM108 131V132H107ZM123 133H121V132ZM124 131V132H123ZM137 131V132H136ZM169 132V134H168V132ZM2 132V133H1ZM19 133V135H18V133ZM28 132H29V134H28ZM81 132V133H80ZM88 132V134H86ZM111 132V133H110ZM126 132V133H125ZM140 132V134H138ZM227 132V133H226ZM241 132H243V133H241ZM34 133V132H33ZM44 133H46V134H44ZM50 133V134H49ZM83 133V134H82ZM107 133V134H106ZM110 133V134H109ZM112 133H114V134H112ZM167 133V134H166ZM222 133V134H221ZM234 133H236V134H234ZM253 133V134H252ZM3 134V135H2ZM41 136H40V135ZM48 134H49V136H48ZM81 134L82 135H87V136H81ZM131 136H130V135ZM165 134H166V136L168 137V139L166 138V136H165ZM226 134H228L229 136H227ZM21 135V136H20ZM25 135V136H24ZM26 135L28 136V138L26 137ZM38 135L42 138V141H43V138L44 139H46V140H44L42 143H41V141L39 142V146L37 145V141L36 140H39V139H41L40 137H38ZM47 137H46V136ZM112 135H114L113 137H111ZM123 135V136H122ZM129 135V136H128ZM169 135V136H168ZM230 135L233 137V136H235V139L238 141V143H239V145H238V148L240 147V149H238V151H240V152H238L237 154L238 155H236V160H235V163H237L236 161H240L239 163H237V164H239V166L236 164V172L238 171L239 172V170H240V172L238 173L237 172V174H234V175H236V177L238 178V180H236V177L233 175V177H234V183H235V187H237V189H239V192H236L237 190H235V193L236 194H234L235 196V198H237L238 196H240L241 194H243V195H245V199H243V201H242V203H243V206L242 207H240L238 210V213L236 214V213H234V212H232V213H230V217H228L229 219L230 218H232V220H231V222L233 223V225L231 226L232 228V230H229V232H227L226 233V230H225V228H223V226H219V224H221L222 222H221V220H222V218L220 219V216L221 215H219L220 214V212H219V210L217 209V208H219L218 207V205H219V203H218V183L220 182H218V180H221V177L223 176L222 174V172H224L225 170H226V167H227V164H228V162H227V156H228V151H226V150H228L229 148H227L226 149V147H228V146H230V145H228V144H230V142H229V137H230ZM240 135V136H239ZM19 138H18V137ZM24 136V137H23ZM30 136L32 137L31 139H33L35 136V138H37V139H33V140H31L30 139ZM45 136V137H44ZM109 136V137H108ZM119 138H118V137ZM133 136V137H132ZM250 136V137H249ZM255 136V137H254ZM261 136V137H260ZM22 137V138H21ZM107 139H106V138ZM114 137H116L117 139H119V140H121L122 139V137H123V141H124V143H123V141L121 142V141H119V140H116ZM128 137H129V139H128ZM137 137V138H136ZM26 138V139H25ZM108 138H110V139H108ZM130 138H132V140L130 139ZM139 138V139H138ZM166 138V139H165ZM225 138V139H224ZM254 138H256V139H254ZM24 139V141L27 143H25L24 142V144H23V141L22 140ZM135 139V140H134ZM137 139V140H136ZM241 139V140H240ZM263 141H262V140ZM21 140V141H20ZM27 140V141H26ZM30 140H31V142H30ZM84 142H83V141ZM109 140H110V142H109ZM111 140H114L113 142L111 141ZM117 142H121V143H123V145L120 143V146L121 147H119V143H117ZM140 140V141H139ZM4 141V142H3ZM15 141V142H14ZM33 141V142H32ZM46 141V142H45ZM104 141V142H103ZM106 141H108L107 143H106ZM132 141V142H131ZM166 141V142H165ZM172 141V142H171ZM253 141V142H252ZM14 142V143H13ZM17 142H18V144H17ZM21 142V143H20ZM36 142V143H35ZM114 142H115V144H117V145H115L114 144ZM129 142V143H128ZM173 142V143H174ZM221 142V143H220ZM244 142V143H243ZM260 142V143H259ZM32 143H34V144H32ZM103 144V143H105V145H106V147L108 148L109 147V145L110 146H112V144L115 146L114 148H113V150L111 151V149H109V148H112V147H109L108 149H105L106 147H103V146H105V145H99V144ZM110 143H112V144H110ZM132 143V144H131ZM159 143H163L162 145L160 144L159 145ZM12 144V145H11ZM20 144L21 145H23L24 146V148L27 150H24V149H21V150H19L20 149ZM40 144H42L41 146H40ZM108 144V145H107ZM125 144H127V145H125ZM219 144V145H218ZM222 144V145H221ZM224 144V145H223ZM241 144H243V145H241ZM18 145H19V147H18ZM27 145V146H26ZM29 145H30V147H29ZM31 145H35V146H32L31 147ZM131 145H133V146H131ZM136 145V146H137ZM157 145H158V147L159 148H156L157 147ZM227 145V146H226ZM250 145H252V146H250ZM23 146H21L22 148H23ZM38 146V147H37ZM81 146H82V144H81ZM81 146H79V147H77V148H75L74 149V151H72V153H71V155H70V161L71 162H75V163H77V161L79 160V157L81 156V154H79V153H82V147ZM100 146L102 147V148H104L103 149V151L106 153V151H107V153L104 155V152L102 151V148H100ZM118 148H117V147ZM250 146V147H249ZM35 147V150L33 149ZM40 147V148H39ZM125 147V148H124ZM165 147V148H164ZM222 147V148H221ZM249 148V149H246V148ZM262 147V148H261ZM27 148H31L32 149V151H31V149H27ZM132 148H131V150H132ZM221 148V149H220ZM38 149V150H37ZM78 149H80V152H79V150ZM115 149H116V152H115ZM118 149V150H117ZM130 149V148H129ZM219 149V150H218ZM28 150H29V152H28ZM75 150H77V152L75 151ZM121 150V151H120ZM126 150H128V151H126ZM251 150V151H250ZM18 151V152H17ZM21 151H22V153H21ZM24 151H26V152H24ZM35 151V152H34ZM126 151V152H125ZM164 151V152H163ZM245 151H247L246 153H245ZM26 153V154H24V153ZM109 152H113V154L112 153H109ZM121 152V153H120ZM128 152H129V154H128ZM162 154H161V153ZM17 153H20V155H22V156H19ZM75 153H78V154H76V155H78V158H76V159H74L73 160V158H71L73 155H75ZM99 153V154H98ZM103 153V154H102ZM116 153V154H115ZM219 153V154H218ZM221 153V154H220ZM225 153V154H224ZM227 153V154H226ZM239 153H241V155L239 154ZM28 154V155H27ZM30 154V155H29ZM40 154H41V150L39 151V153H37L34 157H36V160L38 159V156H40ZM102 154V155H101ZM111 154H112V158H110L111 157ZM123 154H124V157H123ZM243 154V155H242ZM247 154H248V157H247ZM250 154H251V156H250ZM253 154V155H252ZM259 154V155H258ZM17 156L18 157V159H17V161H15L14 162V159L15 158H17V157H15V156ZM24 155V156H23ZM74 156V158L75 157H77V156ZM97 155H99V156H97ZM107 155H109V156H107ZM162 155V156H161ZM218 155V156H217ZM223 155V156H222ZM226 155V156H225ZM240 155V156H239ZM29 156H32L31 157V159H30V157ZM129 158H128V157ZM156 156V157H155ZM216 156V157H215ZM260 156V157H259ZM20 157V158H19ZM26 157H28L27 159H26ZM104 157H106V159L104 158ZM127 157V158H126ZM154 157V158H153ZM162 157V158H161ZM213 157H215L214 159H213ZM218 157V158H217ZM222 157V158H221ZM237 157H238V160H237ZM247 157V158H246ZM262 157V158H261ZM10 158V159H9ZM102 158L103 159H105L106 160V162H108V164L106 163V162H104L105 160H102ZM115 158V159H114ZM156 158V159H155ZM240 158H241V160L242 159H244V160H240ZM250 158V159H249ZM112 159H113V161H112ZM211 159L212 160H214V163L211 161ZM35 160V161H36ZM73 160V161H72ZM107 160H109V161H107ZM111 160V161H110ZM151 160V161H150ZM158 160H160V161H158ZM216 160V161H215ZM249 160H250V162H249ZM27 161V162H26ZM32 161V162H31ZM34 161V163H36ZM121 161V162H120ZM128 161V162H127ZM244 161V162H243ZM102 162H104V163H102ZM132 162V163H131ZM158 162V163H157ZM225 162H226V165H225ZM245 162H246V164H245ZM27 163V164H26ZM33 163V164H34ZM128 163H130V164H128ZM222 163V164H221ZM249 163V164H248ZM28 165V166H31L30 168L27 166V167H25V173H24V175H23V177H24V179H23V181H22V178H21V180H19L18 181V185H19V189L17 188V190H18V194L19 195H22L23 194V192L25 191V189H26V187L28 186V183H29V177H26V176H28V174H30V171L29 170H31L32 168H33V166L35 165ZM97 164H99L98 166H97ZM101 164L103 165H106L105 167H104V165L103 166H101ZM115 164V165H114ZM149 164V165H148ZM160 164V165H159ZM211 164H212V166H211ZM259 164V165H258ZM7 165V166H6ZM112 165L115 167H112ZM144 165H145V167H144ZM158 167H157V166ZM241 165V166H240ZM243 165V166H242ZM246 165V166H245ZM97 166V167H96ZM129 166H131V167H129ZM136 166H140V167H137L136 168ZM151 166V167H150ZM250 166V167H249ZM8 167V168H7ZM10 167H11V169H10ZM134 167V168H133ZM149 167V168H148ZM213 167V168H212ZM223 167H224V170H221V169H223ZM241 167V168H240ZM242 167H244V168H242ZM27 168H29V170H28V174H27ZM96 168V169H95ZM98 168V169H97ZM99 168H100V170L101 171H99ZM102 168V169H101ZM110 168H113V170L112 169H110ZM121 168V169H120ZM147 168V169H146ZM153 168V169H152ZM158 168V169H157ZM238 168H240L239 170H237ZM112 170V171H110V170ZM134 169V170H133ZM139 169V170H138ZM156 169V170H155ZM219 169V170H218ZM9 170H11V171H9ZM96 170L97 171H99V173L98 174H95L96 173ZM102 170H103V172H102ZM117 170V171H116ZM120 170V171H119ZM133 170V171H132ZM137 170V171H136ZM140 170H141V172H140ZM145 171V173H148L149 175H150V177L148 176V174H145L144 173V171ZM211 170V171H210ZM248 170V171H247ZM109 171V172H108ZM153 171V172H152ZM216 171H219V173L218 172H216ZM244 171V172H243ZM261 171V172H260ZM7 172H9V173H7ZM94 172V173H93ZM106 172V173H105ZM221 172V173H220ZM235 172V173H236ZM7 173V174H6ZM116 173V174H115ZM144 173V174H143ZM252 173V174H251ZM25 174H26V176H25ZM94 174V175H93ZM101 174V175H100ZM107 174V175H106ZM114 174V175H113ZM140 174V175H139ZM211 174V175H210ZM214 174V175H213ZM217 174V175H216ZM242 174V175H241ZM244 174V175H243ZM246 174V175H245ZM255 174V175H254ZM4 175H5V178H4ZM91 175V176H90ZM99 175V176H98ZM110 175V176H109ZM118 175H119V177H118ZM145 175V177L146 178H144L143 176ZM147 175V176H146ZM7 176V177H6ZM30 176V175H29ZM92 176H96V177H93V178H91ZM114 176H115V178H114ZM139 176V178H137ZM213 176V177H212ZM215 176V177H214ZM239 176V177H238ZM108 177V178H107ZM111 177V178H110ZM252 177V178H251ZM113 178H114V180H113ZM141 178V179H140ZM211 178V179H210ZM213 178V179H212ZM217 178H218V180H217ZM223 178V177H222ZM249 178V179H248ZM260 178V179H259ZM28 179V180H27ZM88 179V178H87ZM107 179L109 180V181H107ZM116 179H117V181H116ZM123 179V180H122ZM259 179V180H258ZM94 180H97V181H94ZM110 180H113V181H110ZM120 180V181H119ZM129 180V181H128ZM141 180H142V182L144 183V182H146V183H141ZM145 180V181H144ZM217 182H216V181ZM240 180V181H239ZM261 180V181H260ZM25 181V182H24ZM93 183L91 186H88V185H90V183L91 182ZM211 181V182H210ZM215 181V184L216 185H211L213 182ZM237 183H236V182ZM22 182V183H21ZM24 182V183H23ZM27 182V183H26ZM97 182V183H96ZM107 182V183H106ZM127 182V183H126ZM138 182V181H137ZM189 182V181H188ZM89 183V184H88ZM96 183V184H95ZM113 183H114V185H113ZM116 183H118V184H116ZM241 183H243V184H241ZM22 184V185H21ZM24 184V185H23ZM80 184V185H81ZM85 184V185H84ZM97 186V188L95 187V185ZM121 184V185H120ZM138 184H141V186L142 187H140V185H138ZM143 184V185H142ZM188 184V183H187ZM239 185V187L237 186V185ZM83 185L85 186V187H83ZM103 185H104V187H103ZM116 185H118V186H116ZM126 185H127V187H126ZM207 185V186H206ZM248 185H249V188H248ZM2 186V187H1ZM23 186H26V187H23ZM100 186V187H99ZM107 186V187H106ZM139 186V187H138ZM203 186V187H202ZM205 186V187H204ZM211 186V187H210ZM213 186V187H212ZM216 186H217V188H216ZM18 187V186H17ZM20 187H21V189H20ZM23 187V188H22ZM80 187V186H79ZM94 187L96 188V189H94ZM102 187H103V189H102ZM113 187V189H111ZM115 187V188H114ZM215 187V188H214ZM251 187V188H250ZM253 187V188H252ZM260 187V188H259ZM94 189V193L92 192L93 191V189ZM134 188V189H133ZM141 190V192H140V190ZM212 188V189H211ZM241 188H243V189H248V190H250V191H248V190H246V191H244L243 189H241ZM137 189V190H136ZM236 189V188H235ZM23 191L22 193H21V191ZM99 190V191H98ZM104 190V191H103ZM110 190H112V191H110ZM177 190V191H176ZM182 192H181V191ZM212 190V191H211ZM216 191V193H215V191ZM4 191V190H3ZM88 191V192H87ZM102 191V192H101ZM106 191V192H105ZM206 191V192H207ZM85 192H87V193H85ZM109 192H111V193H109ZM113 192V193H112ZM133 192V193H132ZM143 192V193H142ZM246 192V193H245ZM17 193H16V196L14 197L15 198V200L14 199H12L11 200V202H10V200H9V202L11 203H9L10 204V206L8 205L7 207H6V210L8 211H6V213H4L5 215H8V216H4L5 218H4V220H1V222H0V237H1V234H2V230L3 229H5L6 227L5 226H7V225H5L7 222L6 221H8V219L10 218L9 216L11 215V213H12V211L14 210V206L15 205H13V204H15L17 201H18V199L21 197V196H19V195H17ZM80 193H82V195L80 194ZM90 193V194H89ZM91 193H92V195L94 194L95 195V197H94V195L92 196L91 195ZM97 193V194H96ZM98 193H99V196H98ZM181 193H182V195H181ZM214 193V194H213ZM254 193V194H253ZM257 193V194H256ZM86 194V195H85ZM87 194L89 195V196H87ZM112 194V195H111ZM115 194V195H114ZM127 194V195H126ZM216 194V195H215ZM237 194H239L238 196H237ZM253 194V195H252ZM85 195V196H84ZM100 195H102V196H104L105 197V195H108L107 197H103L102 198V196H100ZM110 195V196H109ZM178 195H181L182 197L181 198H183L182 200H177V198H176V196H178ZM253 197H252V196ZM19 196V197H18ZM98 196V197H97ZM129 196V197H128ZM217 196V197H216ZM84 197H85V199L87 200V201H84ZM99 197H101L100 198V200H99ZM196 197H198V198H196ZM216 197V198H215ZM79 198V199H78ZM95 198V199H94ZM98 198V199H97ZM190 198V199H189ZM239 198V197H238ZM252 200H251V199ZM76 199H77V201H76ZM89 199H91V200H89ZM186 199V200H185ZM198 199H199V201H198ZM213 199V200H212ZM261 201H260V200ZM80 200V201H79ZM93 200H94V202H93ZM97 200V201H96ZM124 200H125V202H124ZM177 202H176V201ZM206 200V199H205ZM248 200V201H247ZM13 201V202H12ZM96 201V202H95ZM143 201V202H142ZM174 201V203L172 204L171 202H173ZM211 203H210V202ZM259 201V202H258ZM83 202V203H82ZM99 202V203H98ZM147 202H148V204H147ZM179 202V203H178ZM185 202V203H184ZM189 202V203H188ZM87 203V204H86ZM90 203V204H89ZM93 203H95V204H93ZM102 203V204H101ZM175 203H176V205H175ZM181 203V204H180ZM183 203V204H182ZM250 203V204H249ZM263 203V204H262ZM81 204H82V206H81ZM83 204H85V205H83ZM100 204V205H99ZM126 204V205H125ZM193 204V205H192ZM199 204V205H198ZM204 204H205V202H204ZM207 204V203H206ZM215 204V205H214ZM216 204H218L217 206H216ZM247 204V205H246ZM97 205L99 206V207H97ZM124 205V206H123ZM174 207H173V206ZM188 206V208H187V206ZM210 205H212V206H210ZM258 205H260L259 207H258ZM13 206V207H12ZM86 206V207H85ZM149 206V207H148ZM185 206V207H184ZM198 206H200L199 208H198ZM203 206V205H202ZM215 208H214V207ZM11 207V209H9V208ZM91 207V208H90ZM92 207H94V208H92ZM130 207V208H129ZM171 207H172V209H171ZM212 207V208H211ZM217 207V208H216ZM244 207V208H243ZM257 207V208H256ZM8 208V209H7ZM85 210H84V209ZM97 208V209H96ZM100 208V209H99ZM135 208V209H134ZM146 208H149V210H148V212H147V210H146ZM180 208V209H179ZM194 208V209H193ZM204 208V207H203ZM243 208V209H242ZM13 209V210H12ZM99 209V210H98ZM104 209V208H103ZM187 209V210H186ZM191 209V210H190ZM211 209V210H210ZM217 209V210H216ZM83 210H84V213H83ZM199 210V211H198ZM202 210H203V212H202ZM214 210H216V212L214 211ZM178 211V212H177ZM247 211V212H246ZM11 212V213H10ZM96 212H98V213H96ZM186 212V213H185ZM189 212V213H188ZM215 212V213H214ZM219 212V213H218ZM235 212H236V210H235ZM86 213H85V215H86ZM94 213V214H93ZM96 213V214H95ZM125 213V214H124ZM132 213V214H131ZM145 213V214H144ZM147 213H149L148 214V216H144V215H146ZM213 213H214V216H213ZM216 213H218V214H216ZM10 214V215H9ZM77 214V215H78ZM186 216H185V215ZM200 214V215H199ZM215 214H216V216L217 217H215ZM89 215H92L91 217H89ZM122 215V216H121ZM140 215H142L143 217L141 218V216ZM150 215V216H149ZM172 215V216H171ZM219 215V216H218ZM250 215V216H249ZM183 216H184V218L185 219H183ZM213 217V219L211 218L210 219V217ZM248 216V217H247ZM251 216H253V217H251ZM8 217V218H7ZM81 217V216H80ZM79 217V218H80ZM91 218V219H88L87 220V218ZM95 217V218H94ZM121 217V218H120ZM128 217V218H127ZM135 217V218H134ZM148 217H150V218H148ZM207 217V218H206ZM246 217V218H245ZM83 218V217H82ZM122 220H120V219ZM132 218V219H131ZM140 218V220L138 221V219ZM149 220H148V219ZM248 218V219H247ZM7 219V220H6ZM85 219H84V221H85ZM124 219V220H123ZM197 219V220H196ZM205 219V220H204ZM220 219V220H219ZM116 220L117 221H119L120 220V223L118 222V225H117V222H116ZM130 220V221H129ZM142 220H144V221H146V222H144V224L146 223L147 224V226H146V229H145V226H143V222L142 223H140V221H142ZM194 220V221H193ZM218 220H219V222H221V223H218ZM238 220V221H237ZM85 221V222H86ZM90 221V222H89ZM137 221H138V223H137ZM212 221H214V222H212ZM84 222V223H85ZM115 222V223H114ZM122 222V223H121ZM134 222V223H133ZM136 222V223H135ZM178 222V223H177ZM180 222V223H179ZM205 222V223H204ZM93 223V222H92ZM168 223V224H167ZM212 223V224H211ZM218 223V224H217ZM250 223V224H249ZM263 223V224H262ZM115 224L117 225V228L115 229ZM135 224V226H133ZM136 224L137 225H139V226H136ZM145 224V225H146ZM179 224V225H178ZM194 224V225H193ZM215 225V227H217V228H215V227H213L214 225ZM240 224H241V226H240ZM85 225H87L86 223H85ZM200 225V226H199ZM252 225V226H251ZM150 226V227H149ZM179 226V227H178ZM209 226V227H208ZM251 226V227H250ZM110 227H111V229H112V232H111V229H110ZM129 227V228H128ZM138 227H140L139 229H137ZM141 227H143L142 228V230H141ZM153 227V228H152ZM178 228V229H180V230H178V231H181L180 232V234L181 235H183V236H181V237H185L186 238V242L188 241V243H187V245H186V248L185 249H183V251H179V248H177V251H176V249H174L175 247H173L168 241H166V239L168 238V236L167 235H169L170 236V234L174 231V230H176L175 228ZM211 227H212V229H211ZM241 227V228H240ZM134 229V231L133 230H131V229ZM174 228V229H173ZM196 228H198V229H196ZM202 228V229H201ZM213 228H214V230H213ZM239 228V229H238ZM253 228V229H252ZM129 229V230H128ZM137 229V230H136ZM144 229V230H143ZM149 229H150V231H149ZM200 229V230H199ZM221 229V230H220ZM223 229V230H222ZM128 230V231H127ZM132 231V234L129 232V231ZM146 230V231H145ZM172 230V231H171ZM186 230V231H185ZM208 230H210V231H208ZM211 230H213V231H211ZM225 230V231H224ZM251 230V231H250ZM143 231V232H142ZM148 231L149 232H151V233H148ZM198 231H200V234H198L199 232ZM205 231V232H204ZM222 231V232H221ZM111 234H110V233ZM126 232H127V234H126ZM136 232V233H135ZM137 232H138V234H137ZM144 232H145V234H144ZM147 232V233H146ZM197 232V233H196ZM203 232V233H202ZM211 232V233H210ZM216 232V233H215ZM252 232V233H251ZM129 233V234H128ZM133 233H135V234H133ZM142 233V234H141ZM179 233V232H178ZM210 233V234H209ZM240 233V234H239ZM108 234V235H107ZM147 234H149L148 236H147ZM152 234V235H151ZM179 234V235H180ZM194 234H195V236H194ZM197 234V235H196ZM228 234V235H227ZM123 235V236H122ZM125 235H127V236H125ZM135 235H136V237H135ZM137 235H139L138 237H137ZM144 235V236H143ZM163 235V236H162ZM199 235V236H198ZM222 235V236H221ZM128 236H129V238H128ZM142 236V237H141ZM146 236L148 237V238H146ZM151 236V237H150ZM153 236V237H152ZM167 236V237H166ZM244 236V237H243ZM247 236V237H246ZM125 239H124V238ZM132 237V238H131ZM144 237V238H143ZM191 237V238H190ZM195 237V238H194ZM221 237H222V241H221ZM246 237V238H245ZM110 238H107L108 239V242H109V240H110ZM121 239V240H119V239ZM142 240V241H140V239ZM145 238H146V240H145ZM150 238V239H149ZM194 238V239H193ZM105 239V238H104ZM117 239H118V241H117ZM128 239V240H127ZM138 240L140 241V242H138ZM144 240H145V243H144ZM195 240V241H194ZM107 240H105V243H107L106 242ZM121 241H122V243H121ZM148 241V242H147ZM142 242V243H141ZM146 242H147V244H146ZM168 242V243H167ZM192 242V243H191ZM116 243V244H117ZM130 243V242H129ZM165 243V244H164ZM235 243V244H234ZM140 244H138V245H140ZM147 246H146V245ZM192 244V245H191ZM217 244V245H216ZM258 244V245H257ZM125 245V246H126ZM140 245V246H141ZM216 245V246H215ZM143 246H141V248L143 247ZM259 246V247H258ZM123 248H120V251H119V253L120 252H122L123 251ZM126 248L127 247H125V249H124V251L126 250ZM144 248H142L143 250H144ZM211 248V249H210ZM257 248V249H256ZM256 249V250H255ZM149 250V251H148ZM123 251V252H124ZM186 253H185V252ZM235 251V252H234ZM247 251H249V252H247ZM122 252V253H123ZM215 252V253H214ZM211 253V254H210ZM234 253V254H233ZM117 256H118V253L116 254ZM116 255H114V256H116ZM235 255V256H234ZM100 256H103V258L106 260V258L107 257H105L104 255H99V257L97 256L96 258L98 259L99 258V260H101L99 263L100 264H104L105 263V260L101 257L100 258ZM113 256V257H114ZM116 256V259H118L119 260V258ZM187 256H189V257H187ZM234 256V257H233ZM113 257H108L109 258V260H106V261H108V262H106L105 264H114L115 263V258H113ZM187 257V259L185 260V258ZM217 257V258H216ZM244 257V258H243ZM107 258V259H108ZM193 260H192V259ZM215 259V261H214V259ZM233 258V259H232ZM243 258V259H242ZM96 259V261H98ZM104 261H103V260ZM110 259L112 260V261H110ZM115 259V260H114ZM210 259H212V260H210ZM153 260V261H152ZM249 260V261H248ZM94 261H95V259H94ZM93 261V262H94ZM96 261H95V263H88V264H99V263H96ZM102 261L104 262V263H102ZM242 261V262H241ZM247 261V262H246ZM253 261V262H252ZM92 262V261H91ZM111 262V263H110ZM113 262V263H112ZM115 264H117V260H116V263Z\"/></svg>","mask_w":264,"mask_h":264}]
</instances>
